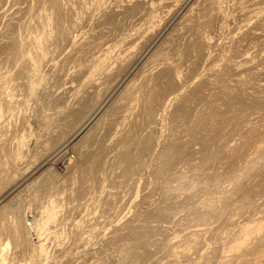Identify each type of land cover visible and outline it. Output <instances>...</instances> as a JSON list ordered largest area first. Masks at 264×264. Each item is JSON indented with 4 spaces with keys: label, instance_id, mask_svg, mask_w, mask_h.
I'll return each instance as SVG.
<instances>
[{
    "label": "bare ground",
    "instance_id": "1",
    "mask_svg": "<svg viewBox=\"0 0 264 264\" xmlns=\"http://www.w3.org/2000/svg\"><path fill=\"white\" fill-rule=\"evenodd\" d=\"M34 1H36V0H34ZM149 1H151V0H149ZM149 1L148 0H127L124 4L122 2L119 5V3H118L119 1H118L117 2L118 4L115 2V4L112 5L110 2L108 3L107 0H67V1L66 0H39L40 3L35 2L36 5L39 4L38 5L39 8L35 7V8H37L36 9L37 11L34 12V14H32V16L29 15L27 17L30 18V16H31L32 20H33V25H35V27L37 29H40V30L42 29L43 32L41 31V33H42L41 36L40 35L37 36V33H36V35H34L35 34L34 33L33 34L34 37L29 38L30 40H32L31 38H33V40L31 41V45H32L33 49H32V51L27 53V55L23 51L24 49L21 48V45L18 44L19 40L17 41V37L18 38L21 37V32H22L21 31L22 23H20L21 19H20V16L18 17V11L21 9V7H20V9L18 8L19 10L17 9L16 12L11 13V15H9V17L6 20L7 22L5 24V27L3 29H0V50H3V48H4L6 50V52L12 53L11 56L9 53L5 54V56H8V54H9V57H11V61H10V59L8 61H6V59L8 57L7 58L4 57V58H6L5 60L4 59L0 60V64H2L3 62L4 63L6 62V64H7V65H5L4 69L3 68L0 69V194L2 192H4V189H6V187L12 185L13 182H15L17 179H19L20 176H23V177H21V179L26 178V175L28 176L29 170L27 171L28 173L25 170H26V168L27 169L30 168V166H29L30 163L27 165L29 167H27L25 165V162H23L24 157L27 154H29L28 156H30V159H29V157L27 159L29 160V162H31V167L34 164V163L32 164V162L39 163L37 165V166H39L41 164V162L44 161V159L46 160L47 157L51 158L54 156V154H55V156L59 155L57 153L61 152L63 149H65L68 146H71L72 148L74 147V149H73L74 152L72 154L67 155L64 158L62 157L63 158L62 159L63 160L62 166L63 165L65 166L64 170H65L66 175L62 176V174H63L62 172H57L55 170L58 167V165L55 167V169L53 168L54 165H52V168H51V169H53L52 175L50 174V176H48L49 178H46L43 180L44 184H45L44 181L46 180V185L41 186L42 183L41 184L38 183L39 186L33 184V186H35L36 191L33 192L32 199L34 198V200L38 199L41 201L40 207L43 208L41 211L44 212V214H41L40 218L36 219V214H38V213H34L35 215L34 214L32 215L30 212L31 209L33 211V208L38 210L36 208V206L31 208L32 205H30L31 209L30 210L26 209V206H27V208H29V206L27 205V202H26L27 200L25 201V199L22 198L23 196L22 197L19 196L18 199H17V197H18L17 196L16 197L17 200L15 199L16 200L15 203H13L11 201L4 203L5 199H4V202L2 201L3 202L2 204L0 203V264H9V262L12 264L14 262V259H16L18 256H21V257L24 256L25 258L29 259L27 262V259L25 260V258H24V262H21L19 264H264V204H262L263 202L257 201L258 204L262 202L260 205V206H262V209L260 210L259 213H257L258 210H256V211L254 210L255 208L252 209L254 211L250 212L248 210V208H249V206L254 205L255 200L254 199L251 200L250 198L246 197V196H248L246 194H245L246 195L245 197H246V199L248 198L247 200L245 198L243 199L241 197L244 194L242 195V192H240L239 190H241L243 188V186L245 187V185H243V186L240 185V189L237 190L236 193L234 192L235 194H232L233 190H232V193L230 190H229L230 192L228 190H226L227 193L229 192V193H231V195H229V193L227 194V193L221 191L225 187H227L224 185L227 183H224V182L229 175L230 176L232 175L231 178L232 179L234 178L233 181L234 180H238V181L240 180V182L242 181V183L244 180H247V181L254 180L255 178L258 177L257 175H259V176L264 175V162L261 163V160H263V158H264V134H262V135L258 136V138H256V140H258V142H254V144H252L250 146L248 145L247 146L248 148H245V149H247L246 155L248 153H249L248 155H250V154H254V155L249 156V157L247 156L248 158L245 157L244 160L240 159V161H238L237 163L235 162L236 163L235 165L233 164L234 166L231 164H230V166H227V165H229L228 163L225 165L224 164L222 165V162L225 159L224 160L221 159V161H222V162H220L221 164L219 163L220 160H218L217 161L218 164H216V165H219L217 167L218 171L215 173L213 172L214 177L217 175V178L211 179L213 177L210 178V175H209V178L213 181V183L211 182V184L208 180L206 182L204 180L203 183L202 182L199 183L197 181L198 179L196 178L195 172L192 174L189 173L190 175H187V173H184L180 170H178V172H176L177 169L174 172L173 169H175V168H173L172 171H169L171 173H170V176L168 177V179H167V177L166 178L164 177L165 181H167L169 183L168 188L165 187V184H164L165 181H164V178H162V174L164 172H166L165 171V166H166L165 163H167L166 160L170 157L169 155H171V152H176V150H178V149H176V143H175L176 139L178 137L175 139V142H173L175 135L172 136L173 137L172 141L168 140L169 138L167 137L168 139H166V140H168V141H165L164 144L162 143L164 136L166 135L162 131V129L165 130V128L167 127V126L165 128L162 127V125L165 122L163 120V118L166 115V111L169 112V111H171V108H172V110L175 111V112L172 111L173 114L175 113L176 116H180V117L174 118L175 120L178 118H182V117H183L182 119H184L186 116L189 117V115H192V114H190L191 108L193 109V107L191 105H192V103L195 102V100L198 99V101H199V97H198L197 93L200 94L199 91H201V89L202 90L205 89L204 87H206V86H208L209 88L214 87V89L216 87V90L220 89V90H225V91H227L229 89L228 90L229 92H231V90L238 91V89L240 88L239 85H241V84H239V85H237V83L235 84L236 80H234V84H229L230 83L229 80L231 78L230 79L228 78V80H227L228 84L225 82V79H224V81H223V79L220 81L218 79L219 78L218 76L220 73L219 74L217 73V72H219L217 69H219L220 72H222L221 68H220L222 66H220V67L218 66L221 64V62L219 61L220 64H216V62L212 63L213 60L216 61V59L219 60L221 58V61L223 62V64H226V62L223 60V58L224 59H225V57L227 58L228 55L226 56L225 54H228V53L223 51V48H222L223 52L219 51L220 52V53L218 52L219 54L218 53L215 54L218 56L210 57L212 55V53H211L212 50L210 52L209 48H211L210 46L213 45L212 40H213L214 35L211 33V31L209 29L214 28V27H211L212 25L216 26V25H214V23L218 19L221 21V23L219 22V27L222 30H225V28L228 29L227 28L228 26L225 24L229 23L228 20H230V18L227 19L228 17H226V15H229V13L226 14L227 12L225 11V7H224L227 4L226 3H225V5L222 4L223 0L222 1L221 0H197V1L195 0L196 1V2L194 1L195 4H193V2H192L191 5H188L186 11H184V16H183L182 21L181 20H179L180 22L178 21L179 25L177 24L178 26L177 27L175 26L176 28L174 27V29L172 31H170V33L165 37L167 39L163 38V40L158 42L154 47L152 46L153 48L150 51L147 49L149 51V53L146 51L147 55H145V58L143 59V61L140 59L141 62L140 63L138 62V64L136 65L135 64V62H137L135 59L136 56H134V58H132V55L134 53L133 52H132L133 54L128 53L126 56L127 52L124 51V55L123 56L121 55V57L117 59V62L119 60V62H118L119 64H116L117 62L115 63L116 60L114 59L115 60L114 66H113V64L111 66L110 65V62H112L111 56H113L114 54L112 53L113 55H111L110 50L109 51L105 50V52H102L100 50L101 52H98L97 49L103 48V46L100 48H97L100 46L99 44L102 43L101 41H103V40L100 39L101 41H99L100 35H98L99 37L97 36L98 39L96 40L97 37L95 36V34H98V33L101 34L102 32L105 33L106 31H108L110 34L111 33L113 34L115 29L118 28L117 25L122 23L120 18H119L120 14H121L120 16H122V12L125 14L127 12V13H129V15H130V13L138 14L141 12L140 9H143L142 11H144V13L147 15L148 11L154 12V10H156V7H157L156 5L164 6L163 4H165V5H171L172 6L174 4L177 6V4L179 2H182L183 0H157L156 5L154 4L155 1L152 0V2H150V3H149ZM158 1H159V4H157ZM236 1L237 2L238 1L244 2V3L239 2L240 3L239 7L241 8V6H243V8H244V10H242L243 13H245L247 15H248V13L253 14L256 17L253 15L252 16L257 18V21H262V20L264 21V3L263 4L259 3L260 6H257L258 5L257 2H259L260 0H252V1L248 0V2H246V0L245 1L236 0ZM263 1L261 0V2H263ZM25 2H26L25 5L27 7L30 0H25ZM230 2H231V0L228 1V3H230ZM151 3H153V4H151ZM184 3H187V1ZM255 3H257V5ZM116 4L119 6L116 7ZM241 4H244V5H241ZM253 4H255L254 6H256V7H253ZM0 5H1V3H0ZM7 5H8V3H7ZM23 5H22V7H23ZM32 5H33V3H32ZM179 5H180V3H179ZM121 6H123V7H121ZM162 6H160V7H162ZM171 6H169V8ZM92 7H95L96 10H97V8L100 10V16L97 19L100 20L101 22H107L109 25H108V27H106V25H107V23H106V25L104 26L106 28L101 29V31L100 30L97 32L95 31V33L93 31H92L93 33H90L89 30L86 31V29H85V31H82L83 33L80 34L79 36L77 34L78 38L75 41L80 43L81 46L83 45V49L80 48L82 50L81 53H84L83 55H85L87 52H90L89 55H91L90 58H92V59H90V62L88 61L89 63L87 64L86 68H84L85 66L81 67L83 62L82 63L80 61L77 62V60H75L76 58L75 59L73 58L76 62L72 66L69 67L67 65V64H69V62L65 58L69 57V55L71 54L70 51L73 49H70L69 52L66 51V52H68V54L70 53L69 55L67 54L68 55L67 57L66 56L64 57V55H63V59H65V60H63L64 62H62V60H61L62 58L60 59L61 62L58 59L56 60L54 57L51 56V54L55 50V48L58 46L59 43L61 44L62 41H64V40L66 41V39H68L67 33L71 28H72L71 34H73V28H76V26H77V28L79 27L78 25H80V23L83 22L82 19L85 17V14L86 13L89 14L88 12H89L90 8H92ZM229 7H230V5H229ZM4 8L2 9V11L4 10ZM7 8H8V6H7ZM32 8H34V7H32ZM95 8H93V9H95ZM245 8L248 11L245 10ZM166 9H168V8L166 7ZM172 9H174V8L172 7ZM229 9H228V12H229ZM236 9H238V8H236ZM33 10L34 9H32V11ZM67 10H69L70 12ZM3 12H5V11H3ZM66 12H68V13H66ZM135 12H138V13H135ZM235 12H236V10H235ZM246 12H248V13H246ZM0 13H2V12H0ZM30 13H31V11H30ZM96 13H97V11H96ZM165 13L167 14V12H165ZM165 13H163V15ZM66 14H67V16H66ZM82 14L84 17H82ZM87 14H86V16H88ZM91 14H93V13H91ZM140 14H138V15H140ZM129 15H128V17H129ZM149 15L150 16L147 17L149 19H145L146 21H145V23L143 22L141 27L138 26L139 27L138 31H140V32H137V33L140 34L143 31L144 34H147L148 37L150 36L152 38L156 29L158 28V26H161V24L160 25L155 24V20H154L155 16L153 17L154 14L152 15V13L150 14V12H149ZM233 16H234V14H233ZM252 16H250V17H252ZM125 17H127V16H125ZM250 17H249V20H252ZM18 18H19V24H18ZM24 18H25V16H24ZM123 18H122V20H123ZM163 18H165V17H163ZM86 19H83V20H86ZM91 19H93V17ZM134 19L135 18H133V20ZM233 19H235V18H233ZM27 20L28 19H26V21ZM32 20H30V21H32ZM98 20H97V22H98ZM124 20H126V19H124ZM249 20L247 22H250ZM127 21H125V22H127ZM244 21H243V23H244ZM257 21L255 19V22H257ZM247 22H246V24L248 25ZM26 23H28V22H26ZM253 23L254 22L252 21V24ZM257 23H259V22H257ZM95 24H97L96 21H95ZM126 24H129V21ZM250 24H251V22H250ZM250 24H249V27L252 26ZM262 24H263V22H262ZM262 24H260V25H262ZM81 25H80V27H81ZM139 25H141V24H139ZM237 25H239V24H237ZM260 25H256V26L259 27ZM102 26H103V24H102ZM132 26H133V24H132ZM223 26H226V27L223 28ZM23 27H24V23H23ZM27 27L28 26H26V28ZM59 27L61 28V30L63 29L62 33L59 32L60 30L58 31ZM93 27H92V29H93ZM241 27L242 26H240V28ZM255 27H253V28H255ZM36 28H34V29H36ZM247 28H248V26H247ZM15 29H17V30H15ZM25 29H23V32ZM27 29H29V28H27ZM141 29H143V30L141 31ZM245 29H244L243 35L246 34ZM32 30H33V28H32ZM94 30H95V27H94ZM128 30H130V29H128ZM135 30H136V28H135ZM213 30L216 31V28ZM250 30L252 31L253 29L250 28ZM117 31H119V30L117 29ZM121 31H123V30H121ZM251 31H247V29H246V32L251 33ZM130 32H132V31H130ZM157 32H158V30H157ZM233 32H234V30H233ZM257 32L258 31L256 30V33L254 34L255 36H256V34H258ZM143 33L140 34L141 35L140 38H142ZM228 33H229V31H228ZM239 33L240 32H237V37L235 35L236 33L235 34L233 33L234 35L230 34V36L232 35L231 37L226 34L230 38H229V40L227 39V41L225 43H223L225 45L222 44L223 46H225L224 48L227 47V49H228L231 45H233L234 41L236 42L237 40L241 39V36L239 37ZM23 34L24 33H22V35ZM116 34H117V32L114 34V36ZM241 34H242V32L240 33V35ZM133 35H135V34H133ZM140 35H138V36H140ZM254 35L252 34L251 36L253 37ZM24 36H23V38H24ZM73 36H75V35H73ZM103 36H106V35H103ZM126 36H127L126 34H125V36L122 35L121 37H119V40L121 38V41L124 40L123 42H125V43H127L128 41L134 40L132 38V36H127V37ZM138 36L136 35V37H138ZM244 36H246V35H244ZM251 36L249 38H251ZM111 37L112 36H110V38ZM143 37H145V36H143ZM71 38H72V36H71ZM145 38H147V37H145ZM219 38L222 39L221 37H219ZM242 38H243V36H242ZM245 38L247 39V37H245ZM245 38H244V40H246ZM21 39H20V41H21ZM50 39H52V40L50 42H48ZM73 39L74 38H72L71 41ZM116 39H117V37H116ZM116 39H115V42H116ZM217 39H216V41H217ZM112 40H114V39H112ZM119 40H117V41L120 42ZM136 40H137L136 42H139L138 39H136ZM262 40H264V38ZM103 42H105V41H103ZM23 43H24V41H23ZM25 43H26V40H25ZM51 43L53 44V47L55 45L54 49L52 47H51L52 49L48 48V44L51 45ZM236 43L238 44L239 42H236ZM240 43L244 44V43H246V41H243ZM63 44H64V42H63ZM63 44H62V46H63ZM135 44H137V43H135ZM141 44H140V46H141ZM254 44H255V42H254ZM102 45H103V43H102ZM118 45H121V44H118ZM138 45H137V47H138ZM44 46H45V48H44ZM106 46H107L106 47L107 49L110 48L109 47L110 45L109 46L106 45ZM24 47H27V46H24ZM36 47H39V50L42 49L40 52H41V54H43V56L45 58V59L42 58L43 59L42 61L45 60L44 63L47 62L46 63V64H48L47 67L46 66L44 67V65L42 63L41 64L43 66L42 65L39 66L40 63L37 64L38 60L36 61L34 59V57L37 59V57L35 56L38 53V52L36 53ZM59 47H58V49H59ZM117 47H119V46H117ZM125 47H122L121 49H125ZM130 47L132 48V44ZM131 48H130V50H131ZM61 49H62V47H61ZM263 49H264V47H263ZM39 50H37V51H39ZM74 51H79V50H74ZM246 51H248L247 54H245L244 52H241V56L239 55L240 58H237L238 55H234V56H237V57H235V59L230 57V61H227V62H229L230 66L229 65H227V66H229V68L232 66L233 69L235 71H237V72L234 71L235 74L236 73L238 74V72H241V74H242V72H244L243 75H247V74H250V75L251 74L252 75L257 74L258 75V73H263L264 68L262 66L257 67L259 62L254 64L256 66H254L253 64H250V63H249V66L246 63L247 67L243 66V64L245 62H247V61L249 62V60L252 59V57L249 55V50H246ZM250 51H251V49H250ZM117 52L121 53V51H119V49ZM128 52H129V50H128ZM261 52L263 53V51H261ZM76 53H78V52H75L74 54H76ZM120 53L117 55L119 56ZM232 53H234V52L232 51ZM242 53H244V54H242ZM1 54H4V53L0 52V55ZM41 54L37 55V56H41ZM56 54H57V52H56ZM79 54L80 53H78V55ZM237 54H239V53H237ZM250 54L252 55V53H250ZM54 55H55V53H54ZM58 55H59V52H58ZM86 55L88 56L87 58H89V55L88 54H86ZM224 55H225V57H224ZM74 56H76V55H74ZM230 56H232V55H230ZM80 57L81 56H79V58ZM209 57L211 58L210 59V61H212L211 63L216 64L218 68L215 65H214L215 67L211 65L212 66L211 70H208V72L206 71V73H201L203 75V77L201 76L202 78H200V80L199 79L197 80V78H199V77H195L198 82L194 81L195 80L194 79L193 83L192 82L189 83V79L193 76L192 74L196 70H197L196 74L198 73L196 76H198L200 74V71H198V70L200 68V65L202 64L201 62L206 61V59ZM254 57L256 58V56H254ZM70 58H72V57L70 56ZM82 58L85 59L86 56L85 57L82 56L80 59H82ZM87 58L85 59V61L87 60ZM131 58L135 59V60L130 63ZM262 58H264V57H262ZM242 59L244 61H242ZM72 60L70 59L69 61H72ZM161 60H163V63L161 62ZM34 61L37 62L36 63L37 65L35 64ZM39 61H41V59H39ZM157 61H158V63H156ZM208 61H209V59H208ZM207 63H209V62H207ZM217 63H218V61H217ZM70 64H71V62H70ZM223 64H221V65H223ZM186 65L188 68L186 67L187 69L185 72L184 71L185 68L183 66H186ZM0 66H2V65H0ZM198 66H199V68H198ZM225 67H226V65H225ZM260 68H263V69H260ZM124 69H126L127 72ZM233 69L231 71H233ZM117 70L119 72H122L121 70H124L126 72V74L124 73V76H120V75H118L119 72L116 73ZM193 70H195V71H193ZM205 70H207V69H203V71H205ZM227 70H230V69H227ZM83 71H85V73H83ZM134 71H135V73H134ZM1 72H3V73H1ZM230 73H232V72H230ZM77 74H79L80 76H81V74H83V76H81L80 79H78V80L73 79V81H72V78L78 76ZM215 74H218V75H215ZM228 74H225L224 78ZM189 75L190 76L192 75V76L188 79ZM220 75H223V72ZM194 76H195V74H194ZM234 76H232L233 79H235ZM230 77H231V75H230ZM239 77H240V75H239ZM244 77L246 78V76H244ZM77 78L78 77H76V79ZM186 78L188 79V81H185V80H187ZM241 78H237V79H241ZM251 78H252V76H250V78H248V79H251ZM49 79L53 80L52 82H54L53 86L51 85V87L46 85V83H48V81H46V80H49ZM233 79H232V81H233ZM242 80H244V79H242ZM45 81H46V83H45ZM69 81H72V82H69ZM74 81H77V82H74ZM245 81H246V79H245ZM245 81H240V82L243 83ZM248 81L249 80H247V82ZM255 81L257 82V80H255ZM255 81L251 80L250 82H252L254 84ZM182 82H184V83H182ZM186 82H188L189 84H186ZM263 83H264V81H263ZM245 84H246V82H245ZM248 85H249V83L247 84V86ZM190 86H192L191 87L192 89H188V88H190ZM243 86H241V87H243ZM251 87H254V86H251ZM245 88L250 89V87H245ZM242 89H239V90H242ZM252 89H250V90H252ZM258 89H260V88H258ZM263 89L260 91L263 92ZM206 90H207V88L205 89V93L207 92ZM214 91H213V93H214ZM217 91L219 92V90H217ZM242 91H244V90H242ZM246 91L248 93H250L248 90H246ZM252 91H253V93H255L254 90H252ZM260 91L257 90L256 92H260ZM210 92H211V95H214L216 93L215 92L214 94H212V90ZM205 93H203V94H205ZM233 93H235V92H233ZM253 93H251L253 95V97L255 95L259 94V93H257L254 95ZM228 94H230V93H228ZM205 95H207V94H205ZM220 96H221V94H220ZM234 96H236V95H234ZM243 96H245V95H243ZM203 97H204V95H203ZM203 97H202V99L201 98L200 99L203 100ZM215 97L216 96L214 95V98ZM217 97H219V96H217ZM263 97H261V98H263ZM214 98H213V100H215ZM234 98H236V97H234ZM224 99H226V97ZM227 99H229V98H227ZM254 99H255V101L258 100L257 98H254ZM231 100H234V99L232 98ZM222 101H223V103H225L224 100H222ZM222 101H220V102H222ZM255 101L253 100V102H255ZM258 101L261 102L262 100L261 101L258 100ZM263 101H264V99H263ZM263 101H262V103H263ZM253 102H251V104ZM208 103H209V101H208ZM241 103H242V101H241ZM201 104H202V102H201ZM217 104H220V103L218 102ZM256 104H257V102L255 103V105ZM260 104H258V105H260ZM237 105H239V104H237ZM246 105H248V104H246ZM193 106H194V104H193ZM203 106H207V105L205 104ZM219 106H221V104ZM222 106H223V104H222ZM260 106H258V107H260ZM198 107H196V108H198ZM250 107H252V105L249 104L248 108H250ZM201 108H202V106H201ZM254 108H255V106H254ZM256 108L254 109L256 111L255 113H258L259 111H257V110H259V109L258 108L256 109ZM194 109H195V107H194ZM214 109H216V108H214ZM218 109H221V108H218ZM218 109H217V111H218ZM234 109H236L235 106H234ZM262 109L264 110V108H262ZM196 110L197 109H195V111L194 112L192 111V112L196 114ZM203 110H202V112H203ZM221 110H219V111H221ZM223 110L225 112L224 108H223ZM236 110H235V112H237ZM254 110H253V113H254ZM212 111L215 112V110H212ZM219 111L217 113H219ZM232 111H231L232 114H235L233 107H232ZM208 112H210V111H208ZM214 112H212V113H214ZM227 112H225V114ZM251 112H252V110H251ZM251 112H249V113L251 114ZM188 113H189V115H188ZM199 113H201V112H199ZM199 113H197V114L199 115ZM212 113L210 114L211 116L213 115ZM221 113L223 114V112H220L219 114H221ZM230 113H228V115ZM197 114H196V116H197ZM205 114H208V113H205ZM219 114H217V115H219ZM240 114H242V113H240ZM244 114L247 115V113H244ZM250 114H248V115H250ZM200 115H203V113H201ZM204 115L201 116L200 118H203ZM261 115H263V113H261ZM208 116L209 115H207L206 119L209 120V118H210V120H211V116H209V118H208ZM222 116H221V118H222ZM236 116H237V113H236ZM239 116L240 115H238V117ZM253 116H255V115H253ZM169 117H170V115H169ZM169 117H167V118L169 119ZM190 117L194 118L195 116H190ZM215 117H216V115H215ZM225 117H226V115H225ZM233 117L235 118V115ZM233 117H231L232 119H230V122H232L231 120L234 119ZM255 117H257V116H255ZM258 117H260V114ZM200 118H198V120L197 119L196 120L198 122H200L199 121ZM229 118H228V120H229ZM241 118L242 117H240V119ZM245 118H249V117L246 116ZM171 119H172V116H171ZM215 119H217V118H214V120ZM255 119L258 120L257 118H255ZM262 119H264V118H262ZM175 120H172V121H175ZM180 120L181 119H179L178 121H180ZM188 120L191 121V119H188ZM194 120H195V118H194ZM218 120H220V118ZM250 120H251V117H250ZM186 121L185 122L183 121L185 123L183 125H186L187 123H188V125H190L191 122L187 121V123H186ZM205 121H207V120H205ZM209 121L207 123H209ZM221 121L223 122V120H221ZM253 121H254V119L252 120V122ZM143 122H145L144 125H142ZM168 122H166V125ZM201 122L205 123L203 119ZM211 122H212V120H211ZM214 122H212V123H214ZM216 122H218V121H216ZM227 122H229V121H227ZM227 122H223V123H225V125H227ZM234 122H235V120H234ZM249 122H251V121H249ZM252 122H251V124H253ZM158 123H160L161 125L158 126ZM173 123H176V124L175 125H173L172 123H170V124H172L173 126H176L181 122H179V123L173 122ZM207 123H205V125L204 124H201V125L206 126ZM248 123H246V124H248ZM211 124H210V126H211ZM217 124H220V121ZM233 124H235V123H233ZM256 124H257V122H256ZM179 125H182V123ZM195 125H197V124H195ZM231 125H232V123H231ZM170 126L171 125H169V127ZM207 126H206V128H207ZM228 126L230 127L229 123H228L227 127ZM262 126L263 125L261 123V126L259 127V128H261V130H262ZM187 127L185 129L189 128V127L188 128ZM192 127H193V125H192ZM192 127L189 130H192ZM211 127H214V126H211ZM220 127L221 126H219V128ZM223 127H225V126H223ZM231 127L234 128V126H231ZM251 127H248V128H251ZM171 128L172 127H170L169 129H171ZM204 128H201V129H204ZM216 128H218V127L215 125L214 130ZM233 128H229V129L232 130ZM244 128H245V125H244L243 129ZM253 128H251V129H253ZM240 129H239V131L241 132L242 135H244L242 133V131L245 132V130L241 131ZM263 129H264V126H263ZM174 130H176V129H174ZM189 130H187V131H189ZM205 130H207V129H205ZM230 130H229V132H227V130H226V132L230 133ZM233 130H235V129H233ZM233 130H232V132H233ZM165 131L167 132L168 130H165ZM195 131H197V130H195ZM202 131L204 132V130H202ZM248 131L249 130L247 129L246 132H248ZM176 132H177V130L174 133L176 134ZM199 132H201V131H199ZM224 132H223V134H224ZM246 132H245V134H246ZM250 132H251V130H250ZM253 132L254 131H252L251 133H253ZM182 133H184V132L182 131ZM182 133L180 134L181 137H182ZM189 133H190V131H189ZM204 133L208 134V131H206ZM213 133H215V132H213ZM120 134H122L123 136L122 135L120 136ZM167 134L169 136V133H167ZM193 134H195V133H193ZM193 134L190 133L189 135L192 136ZM209 134H210V132H209ZM219 134H222V133H219ZM180 135H179V138H180ZM198 135H199V137L202 136V135L200 136V134H198ZM213 135H215V134H213ZM213 135L211 134V137ZM218 135H216V136L218 137ZM222 135H221V138H222ZM238 135H240V134H238ZM251 135H249V136L251 137ZM187 136H185V138ZM206 136H208V135H206ZM209 136L207 138H209ZM145 137L146 138L149 137L150 141L145 142V140L147 141V139H145ZM197 137L195 136L196 141L198 139ZM217 137H215V139ZM230 137H232V136H230ZM243 137L244 136H242V138ZM246 137L248 138V136H246ZM256 137H257V135H256ZM182 138L185 139L184 137H182ZM207 138L202 137L201 141H203L202 139L207 140ZM218 138H220V137H218ZM221 138H220V140H221ZM228 138L226 137L225 139L228 140ZM232 138H230L228 141H231ZM236 138H239V136L238 137L236 136ZM215 139H213V140L215 141ZM250 139H252V138H250ZM253 139H254V137H253ZM178 140L180 142L181 139H178ZM217 140H219V139H217ZM247 140H246V142H247ZM155 141H157L156 144L159 145L156 147L157 151H155V146H156V144L154 146ZM185 141H186V139H185ZM210 141H212V140H210ZM223 141H225V140H223ZM237 141H236L237 144H239V139H237ZM181 142H182V144H181ZM181 142H180L181 145L178 143L180 145V147L183 145V143H185V142H183V140H181ZM188 142H189V140H188ZM198 142H199V140H198ZM226 142H224V143H226ZM161 143L163 146L161 145ZM220 143H221V141H220ZM220 143H218L220 145V147L223 146L222 143L221 144ZM233 143H234V141H233ZM192 144H193V142H192ZM202 144H203V142H202ZM214 144H215V142H214ZM218 144L216 145L217 147H218ZM235 144H233V145H235ZM245 144H248V143H245ZM179 145H178V147H179ZM189 145H191L190 142H189ZM233 145H231L232 148H233ZM240 145H241V143H240ZM205 146H206V144H205ZM205 146H204V148H205ZM211 146L213 147L214 145H211ZM242 146L245 147L246 145L242 144ZM180 147H179V149H180ZM185 147H188V146H185ZM191 147H192V145H191ZM199 147H202V146H199ZM207 147L208 146H206V148ZM239 147H241V146H239ZM162 148H163V150L161 151ZM206 148H205V150H206ZM208 148H209V150L207 149L206 151H208V152L211 151L210 147H208ZM214 148L215 147H213V149ZM222 148H224V147H221V149ZM226 148H228V147H226ZM183 149L184 148H182V150L181 149L180 150L183 151ZM193 149H191V150L189 149L190 152ZM228 149H230V146ZM241 149H240V152H241ZM89 150L91 151L90 153H89ZM185 150H187V148ZM201 150H203V149H201ZM233 150H235V149H233ZM77 151L80 152V155L78 154ZM83 151L84 152L87 151L89 154L87 155V152H86V155H85V153H82ZM206 151H203V153H205ZM212 151H214V150H212ZM220 151L218 150V153ZM236 151H235V154H236ZM243 151H242V153H243ZM67 152H69V151L67 150ZM126 152L131 153V157L129 156V159H128V160H130L129 162H131V163L128 164L129 166L128 165L127 166L129 168L132 165L129 168V171L132 168L133 172L131 170L132 173H130V174L126 173L127 174L126 175L125 172L127 170L124 171L122 169L121 171H124V172L121 173V171H120V174H118L117 170L120 167L122 168L123 166L126 165L125 162L121 161L122 157L125 156L124 154H127ZM161 152H162V155L163 154L164 155L160 158V162H159V164H157V167H155V165L152 163L153 164V172L157 171V174L156 175L154 174V176H153L152 173H151V175L148 173L149 174L148 177L150 179H152V183H151V185L149 184L148 187L149 188L151 187L150 193L152 194L151 197L152 196L153 197L150 198V196H149L150 194H149L145 198L144 196H146V194L149 193L150 189H148L149 191H146V189L143 190V187L146 188L147 185L144 186L141 184V182L139 184L138 183L139 181H137L136 185H135L134 182L136 181V178H134L135 180L132 179L134 182H133V185L130 184V186L133 187L135 185V187H133V188L131 187L132 188V191H130L131 197H129V195H128V198L130 200V203H129L130 206H134L135 209H134L133 215L126 213L129 210L126 211L124 209V208H126L125 203L128 204L127 203L128 199L124 200L125 198H123L124 196L125 197L127 196V193L124 191L125 188L123 189V191L126 193L124 195V194H121V192H120V190H118V188L115 189L113 187H116L117 186L116 184L122 185V186L129 184L130 178L132 176H134L136 173H139L141 170H143V167L145 169V167L149 163L151 164L152 161L155 162V160H156L155 158L157 156L159 157L161 155V154L159 155V153H161ZM190 152L188 153V156H189ZM192 152L195 155L196 152L195 151H192ZM211 152H209V153H211ZM223 152H225V151H223ZM228 152H230V151H228ZM240 152H238L237 154H239ZM110 153L113 154L114 156H112ZM199 153H202V152H199ZM177 154H180V152ZM208 154H206V155H208ZM214 154H215V152H214ZM227 154H229V153H227ZM235 154L232 153V155H231V157H233L232 158L233 160H234ZM50 155H53V156H50ZM108 155H109V157L112 156L111 157L112 160L109 157H107ZM182 155L181 156L184 159H187L186 151ZM240 155H242V154H240ZM173 156H171V157L173 158ZM198 156H200V155L198 154ZM211 156H213V154ZM215 156H218V154H216ZM215 156H214V158H215ZM225 156H226V154H225ZM113 157H114L115 161L118 162V166L117 167L115 166L116 168H113L114 166L112 165V163H114ZM178 157H180V156H178ZM178 157L176 156V158H178ZM192 157L195 158L197 156L195 155ZM201 157L202 156H200V158ZM203 157H204V154H203ZM223 157H224V155H222V158ZM229 157H228V159H229ZM239 157H241V156H239ZM239 157H238V160H239ZM172 158H171V160H172ZM200 158L196 159L197 162L199 161L198 159H200ZM27 159H26V161H28ZM174 159L175 158H173V160ZM180 159H181V157H180ZM217 159H219V157ZM123 160L128 162L127 159L126 160L123 159ZM200 160H202V158ZM203 160H204V163H207V162H205L206 159L203 158ZM207 160H209V159H207ZM226 160H227V157H226ZM57 161H59V160H57ZM158 161H159V158H158ZM190 161L188 163H190ZM214 161H216V160H214ZM183 162L184 161L182 160V163ZM192 162H193V160H192ZM46 163H50V162L46 161ZM139 163L141 166L142 165L143 166L141 167L139 165ZM177 163H180V162H177ZM200 163H202V162H200ZM204 163H202V164H204ZM193 164H195V163L193 162L192 166H193ZM197 164L199 167V163H197ZM202 164L200 165V168H201ZM207 164L210 165V162ZM170 165H169V167H170ZM173 165L177 166L178 164L177 165L173 164ZM183 165H185V164H183ZM213 165H214V163H213ZM37 166H36V168H37V170H39ZM194 166L197 167L196 164ZM204 167L205 166H203L202 168H204ZM244 167H248L249 169H247V168L243 169ZM32 168H34V167H32ZM41 168H43V167H41ZM60 168H62V167L60 166ZM190 168L191 167H189V169ZM217 168H214V169L216 170ZM124 169H126V167H124ZM167 169H168V167H167ZM178 169H179V167H178ZM203 170H206V169H202L201 171H203ZM34 171H36V170H33V173H34ZM110 171L112 172V174H110ZM199 171L200 170H198V172ZM210 171H211L210 173H212V171H214V170L211 169ZM242 171H243V174H242ZM145 172H142V173H145ZM149 172H151V170ZM46 173H49V172H46ZM205 173H206L205 175H207L208 171H205ZM44 174H43V176H44ZM167 174H169V173H166V175ZM114 175L117 176V178H114ZM138 176H139V174H138ZM187 176H189V177H187ZM198 176H199V174H198ZM245 177H246V179H245ZM39 178H38V180L40 182ZM44 178H45V176H44ZM113 178L115 180H113ZM198 178H200V176ZM137 179H140V178L138 177ZM150 179H148V181H150ZM202 179H203V177H202ZM202 179L200 178V180H202ZM112 180L114 181L115 184H112L113 183ZM229 180L227 179V181H229ZM262 180H264V179H262ZM261 181L258 180V182H261ZM262 183H263V181H262ZM27 184H28V182H27ZM29 184H30V182H29ZM248 184H251V183H248ZM31 185L32 184H30V186ZM176 185H179L180 189H182V190H180V189L175 190L174 186H176ZM188 185H191L190 188H186V186H188ZM232 185H233L232 188L236 187V184H232ZM259 185H260V183H259ZM27 186L29 187V185H27ZM130 186H129L128 190L130 189ZM229 186H228V188H230ZM13 187H14V184L12 187H10V189H14ZM117 187L120 188V186H117ZM173 187H174V189H172ZM122 188H120V189L122 190ZM185 188H186V190H183ZM10 189H8V190H10ZM33 189L34 188H32V191H33ZM169 189H172L169 192L170 195H168V197L170 196L169 197L170 199L173 198L174 200H176V199H179L183 196L186 197L185 199H182V198L180 199L181 206H184L187 204L184 209L182 207L183 210L180 209L182 211V213H180L181 215L178 216L177 215L178 213L176 212L177 213L176 216L179 217L177 219H181V221L177 222V223L180 222L179 226L177 224H175V222L169 223V227L167 226V228H165L166 231L169 229V232H158L159 230L151 232L150 231L151 228L145 227L147 230L149 229L150 232L148 231L149 234L144 235L146 237H144L145 238L144 240L142 238L143 241L137 239L136 237L135 238H128L126 236L127 238H125L123 235L116 236L117 235L116 230L118 229L119 225L121 226L124 223L128 224V221L126 222L128 217L129 218L132 216L137 217V224L140 225L139 226L140 228H141V225L145 226V224H147L146 226H148V223H150V221H148L146 219L147 218L146 216L148 214L146 212V209L148 211V209L150 210L151 208H154L153 205H155V206L157 205L158 208L160 206L159 204L166 205L164 199H165V197H167V195L165 193ZM26 190L27 189L25 188L23 191H25V193H26L27 192ZM249 190H251V189H249ZM13 191H15V190H13ZM23 191H20L19 194H21V192L23 193ZM30 191H31V189H30ZM145 191L147 193H145ZM262 191H264V187H263ZM6 193L7 192H5L4 194H6ZM157 193H158V195H157ZM4 194L2 193L1 197ZM31 194H32V192H31ZM263 195H264V193H263ZM142 197H144L145 199H148V197H149L152 201L151 202L150 201L145 202L147 200H144ZM261 197H263V196L261 195ZM256 198H258V197H256ZM119 199H120V201H119ZM111 200H114L116 202L113 204ZM258 200H259V198H258ZM263 200H264V198H263ZM101 203H102V205H104L103 206L104 210H107L106 212H109V216L111 215L110 217L114 219L113 220V228H112V230L108 229V230H111L110 233H107V231L101 230L100 233L103 232L102 233L103 234L102 240L100 239L102 242L98 241L100 243V244H98L95 241L96 239L93 240V242L98 244L97 246H95L94 244L93 245L91 244L92 237H93L92 235H94L97 231H99L101 229L98 226V221L103 220V219L100 218L97 221L94 220L96 218V216L93 219L92 212H93V209L95 207L97 208L96 205H99V204L101 205ZM172 203L174 204V202H171V204ZM238 206H240V207H238ZM245 206L246 207L248 206V208H246ZM40 207H39V209H40ZM157 207H156V209H157ZM162 207L164 208V206H162ZM175 207H176V205H175ZM237 208H240V209H237ZM260 208L261 207L256 208V209H260ZM160 209H161V206H160ZM36 210H34V212H36ZM104 210L102 212H100V211L99 212L103 213ZM157 210H159V209H157ZM162 210L164 211V209H161L160 211H162ZM175 210L177 211L178 209L175 208ZM175 210H174V212H175ZM246 210H248V212H246ZM38 211H40V210H38ZM167 211H169V206H168ZM181 211H179V212H181ZM94 212H96V209ZM252 212H253V214H252ZM96 213H98V211ZM100 213H98V214H100ZM145 213H146V215H145ZM150 213H151V211H150ZM98 214H96V215H98ZM169 215H170V213H169ZM174 215H175V213H174ZM174 215L172 216L173 218H174ZM233 215H236V216L234 217ZM102 216L103 215L101 214L100 217H102ZM109 216H108V218H110ZM31 218H32V220L29 221ZM96 219H98V217ZM150 219H152V218H150ZM154 221H151V222L155 226V224H157V222L154 224ZM170 221H172V220H170ZM101 222H103V221H101ZM105 222L103 223L104 225H105ZM133 222H134V224H133ZM133 222H131V223H132V225L135 226L136 223H135V221H133ZM164 222H165V220H164ZM51 223H54L55 226L57 224H61V225L57 226L56 228H55V226H53V228H55V229L51 230L50 229ZM165 223H167V222H165ZM108 225H110V224H108ZM111 225H112V223H111ZM124 225H126V224H124ZM158 225H160V224H158ZM158 225L155 227H158ZM161 225H162V223H161ZM154 226H152V230H153ZM189 226H190V228H188ZM102 227L105 228V226H103V225H102ZM127 227H129L131 229L133 226H127ZM51 228H52V226H51ZM129 228H127V229H129ZM135 228H137V226ZM141 229L144 231L143 228H141ZM163 229H164V227H163ZM137 230H139V229H137ZM147 230H145V231H147ZM129 231H132V230H129ZM143 231H142V233H143ZM76 232L80 236V237L79 236L77 237L79 239L78 244L77 245H75V244L71 245V243L74 241L73 239L76 238V237L74 238ZM139 232L140 233H138V232L137 233L140 236L141 231L139 230ZM115 233H116V235H115ZM123 233H125V232H123ZM128 233H126V234H128ZM133 234H134V231H133ZM121 236H123V237H121ZM139 236H138V238H141L143 235L141 237H139ZM100 237H96V238H100ZM159 238H162L166 241L165 242L163 241L164 243H161L162 241H158ZM74 243H75V241H74ZM70 246H74V248L71 249ZM259 247H260V250H259ZM257 248H258V250H257ZM92 256H94L97 259H95V258L93 259ZM90 257L92 259H90ZM12 259H13V262H11ZM17 262H19V260ZM15 264H17V263H15Z\"/></svg>",
    "mask_w": 264,
    "mask_h": 264
},
{
    "label": "rangeland",
    "instance_id": "2",
    "mask_svg": "<svg viewBox=\"0 0 264 264\" xmlns=\"http://www.w3.org/2000/svg\"><path fill=\"white\" fill-rule=\"evenodd\" d=\"M4 1H5L6 3H5ZM32 1H33V2H32ZM66 1H67V0H66ZM107 1H108V3L110 2L112 5H114L115 2L117 3V2L119 1L118 3H119V5H120L122 2H123V4H124L127 0H126V1H125V0H113V1H112V0H107ZM148 1H149V0H148ZM153 1H155L154 4L156 5L157 0H153ZM186 1H187L188 4H187V3H184V2H186ZM188 1H189V2H188ZM194 1H195V0H183L182 2H179L180 5H179V3H178L177 6L174 5V4H173L172 6H171V5H165V4H163L164 6H162V5H159V6L156 5V6H157V7H156V10H154V12H153V11H152V12H151V11H148L147 15L144 13V11H142L143 9H140V10H141V12H140L141 14L138 13V12H135V13H138V14H140V15H138V14H134V13H130V15H129V13H127V12H126V14L122 12V16H120L121 14L119 15V18H120V20H121L122 23L119 22L120 24L117 25L118 28L115 29V31H114L113 34H112V33L110 34L108 31H106L105 33L102 32L101 34H99V33H98V34H95L96 37H97L98 35H100V37L98 36V37H99V41H101V40L105 41V42L101 41V42L103 43V45H102V43L99 44L100 46L98 45L99 47H97V48H100V47L103 46V48L97 49L98 52H101V51H102V52H105V50H107V51L110 50L111 55L114 54V55H113L114 57L110 55V56H111V60H112V62H113V63L110 62V65H111V66H112V64H113V66H114V61H115V60H116V61H115V63H116V62H117V59L120 58L121 55H122V56L124 55V51L127 52V53L125 52V53H126V56H127L128 53L131 54V53L133 52L134 54L132 53V54H133V55H132V58H134V56H136L135 59H136L137 62H135V64L137 65L138 62L140 63L141 60L143 61V59L145 58V55H147L146 51L149 53V51H150V50H151V49H152V48H153L158 42H160L161 40H163V38H165V37L170 33V31H172V30L174 29L175 26L177 27V26L179 25L178 21H179V20L182 21L183 16H184V11H186L188 5H191L192 2H193V4H195V2H196L197 0H196L195 2H194ZM221 1H222V0H221ZM225 1H226V2H225ZM225 1L223 0V3H222V4H224V5H225V3L227 4V5H225V6L223 5V6L225 7V11L227 12L226 14L229 13V15H230V16H229V15H226V17H228L227 19L230 18V20H228V22H229L230 24L226 22L227 24H225V25L228 26V27H227L228 29L225 28L226 26H223V28H225V30H222V29L219 27V22L221 23V21H220L219 19L215 21L214 25H216V26H213V25H212L211 27H214V28H210V29H209V30L211 31V33L214 35V36H213V40H212V44H213V45H211V46H210L211 48H209V49H210V52H211V50H212V52H211L212 55H211L210 57L218 56V55H215V54L218 53L219 51H220V52H223V51L227 52L228 54H225L226 56L228 55L227 58L225 57V55H224L225 59L223 58V60L226 62V64H223V62L221 61V58H220L219 60L216 59V61L213 60V62H212V61H210L211 58L209 57V58L206 59V61L209 62L210 64L207 63L206 61H202V62H201V63H202V64H201L202 66L200 65V68H199V66H198V68H199L198 71H200V74H201V73H206V71L208 72V70H211V69H212V68H211L212 66L215 65V66L217 67L216 64H220V62H221V64H223V65L220 64V65H218V66H219V67L222 66V67H220V68H221V71L223 72V75H220L222 72H220V70L217 69V70L219 71V72H217V73H218V74L220 73L219 76H218V77H219L218 79H219L220 81H221L222 79H223V81H224V79H225V82H226L227 84H228V81H227L228 78H229V79L231 78V79L229 80V81H230L229 84H234V80H236V81H235V84H236V83H237V85L241 84V85H239V86H240L239 89H242V88H243L242 90H244V91L238 89V91H233V90H231V92H229V91H228L229 89H228V90H227L228 92H227V91H225V90L217 89V90H219V92H218V91L216 90V87H215V89H214V87H213V88L210 87L211 89H210L208 86L204 87L205 89L207 88V90H206L207 92L205 93V89H203V90L201 89V91H199L200 94L197 93V95H198V97H199V101H198V99H197V100H195L196 103H195V102L192 103L191 106L193 107V109L191 108V110H190V114H192V115H189V113H188L189 117H190V116H195V117H194L195 120H194L193 117H190V118H189L188 116H186V117L184 116V117H185L184 119H182L183 117L181 116L182 118H178V119L175 120L174 118H176V117H180V116H176L175 113L173 114V112H175V111L172 110V108H171V111H169V112L166 111V115H165L166 118H165V117L163 118V120L165 121V122H164L165 125L163 124L162 127L165 128V127L167 126L168 128L166 127L167 129L165 128V130H168V131L170 130V131H169V132H168V131L166 132L165 130L162 129V131L166 134V135L164 136V139H163L162 143L164 144L165 141H168V140H171V141H172V138H173L172 136L175 135V136H174V139H173V142H175V139L178 137V138L176 139V142H175V143H176V149H178V150L175 149L176 152H171V155H169L170 157L168 156V157H169V158L167 159L168 161L166 160L167 163H165L166 166L168 167V169H167V167L164 165V166H165V171H166V172H164V173L162 174V178H164V177L166 178V177H167V179H168V177L170 176V173H171V172H169V171H172V169L175 168V169H173L174 172H175V170L177 169L176 172H178V170H180V171H182V172H184V173H187V175H190V174H192V173L195 172L196 178L198 179V180H197V179H196V180H197L199 183H201V182L203 183L204 180H205V182L208 180V181L210 182V184H211V182L213 183V181H212L211 179H215V178H217V175H216V174H215L216 176L214 177V173L218 171V168H217V167H218L219 165H216V164H218V162H217L218 160H220V161H219V163H220V162H222L221 159H222V160L225 159V160L222 162V165H223V164L225 165V164L228 163L229 165H227V166H230V164H231V165H233V164L235 165L238 161H240V159H243V160H244L245 157H247V156L249 157V156L254 155V154H250V155H248L249 153L246 155V150H247V149H245V148H248L247 146H248V145L250 146V145L254 144V142H258V140H256V138H258V136L264 134V129H263V126H264V119H262V118H264V110L262 109V108H264V104H263V103H264V101H263V99H264V97H263V96H264V93H263V92H264V89H263V88H264V83H263V81H264V80H263V79H264V72H263V73H258L259 76H258L257 74H256L257 76L254 75V74H253V75H252V74H251V75H250V74L243 75L244 72H242V74H241V72H238V74L240 75V77H239V75H238L237 73H236V74L234 73L235 70L233 69L232 66L229 68L230 64H229V62H227V61H230V57L235 59V57H237V56H234V55H238L237 58H240V56H241V52H244L245 54H247L248 51H246V50H249V55L252 57V59H250L249 62H248V61L245 62V63H244L245 65L243 64V66H246L247 64H248V66H249V63L254 65V64H256V63L259 62L257 67H261V66H262V67L264 68V66H263V65H264V58H262V57H264V49H263V47H264V40H262V39L264 38V21H263V20H262V21H257V18H255L256 16L253 15V14H249L248 12H246V13H248V15L245 14V13H243V11H242V10H244L243 6H241V8L239 7V6H240V3H241L242 1H238V2H237L236 0H235V1H234V0H231V2H232L233 4H232L231 2H230L231 4L228 3V1H230V0H225ZM243 1H245V0H243ZM249 1H252V0H249ZM262 1H263V0H262ZM15 2H16V3H15ZM31 2L33 3V5H32ZM35 2H39V0H36V1H34V0H30L29 4H28L27 7H26V5H25L26 2H25V0H16V1H15V0H9V1H8V0H0V3H1V5H0V12H2V13H0V15H1V16H0V29H3V28L5 27V24H6V22H7L6 20H7V18L9 17V15H11V13L16 12L17 9H18V8L20 9V7H21L20 10L18 9V10H19V11H18V17L20 16V19H21V20H20V23H22V29H21L22 32H21V37H19V38H20V39L22 38L23 40L21 39V41H20V39L17 37V41L19 40V41H18V44L21 45V48H22V49H24L23 51L26 53V55H27V53H29V52L32 51V49H33V48H32V45H31V41L33 40V38H31L32 40H30L29 38H30V37H34V35H36V33H37V36H38V35L41 36V34H42L41 31L43 32L42 29H41V30H40V29H37V28L35 27V25H33V20H32V17H31V16H32V14H34V12L37 11V10H36L37 8H35V7H38V5H39V4L36 5ZM112 2H113V3H112ZM150 2H152V0L149 1V3H150ZM239 2H240V3H239ZM246 2H248V0H246ZM246 2H245V3H246ZM7 3H8V5H7ZM20 3H21V4H20ZM39 3H40V2H39ZM118 3H117V4H118ZM234 3H235V4H234ZM238 3H239V4H238ZM242 3H244V2H242ZM257 3H258V5H257ZM257 3H255V4H256L257 6H260L259 3H262V4H263L264 1L261 2V0H260V1L257 2ZM2 4H3V5H2ZM23 4H24V5H23ZM117 4H116V7L119 6V5H117ZM151 4H153V3H151ZM157 4H159V1H158ZM186 4H187V5H186ZM237 4H238V5H237ZM255 4H253V7H256V6H254ZM10 5H11V6H10ZM22 5H23L24 8L22 7ZM31 5H32V6H31ZM178 5H179V6H178ZM229 5H230V7H229ZM232 5H233V6H232ZM241 5H244V4H241ZM2 6H3V7H2ZM7 6H8V8H7ZM16 6H17V7H16ZM18 6H19V7H18ZM28 6H29V7H28ZM160 6H162V7H160ZM165 6H166L168 9H166ZM169 6H171V7L169 8ZM231 6H232V7H231ZM4 7H5V8H4ZM25 7H26V8H25ZM32 7H34V8H32ZM121 7H123V6H121ZM172 7H173L174 9H172ZM233 7H234V8H233ZM3 8H4L3 11H5V12L2 11ZM27 8H28V9H27ZM31 8L34 9V10L32 11ZM38 8H39V7H38ZM93 8H95V7L90 8V10H89V12H88L89 14H87V13L85 12L89 17L86 16V14H85V17H84V16H83L84 13L82 14V17H84L83 19H86V18H87L88 20L86 19V20H87V21H86V20H83V19H82V21H83V22L85 21V22H84V23L82 22L83 24L80 23V25L82 24L83 26L81 25V27H80V25H78V26H79V27H78L79 29L77 28V26H76V28H73V34H71V32H72L71 29H72V28L68 31V33H69V34L67 33V36H68L67 38H68V39H66V41H65V40L62 41L61 44L59 43L60 45L58 44V46L55 48L56 51L54 50L55 52L53 51L52 54L50 53L52 57H54L56 60L58 59L60 62H61V60H62V62H64L63 60L66 59V60L69 62V64H67L69 67L72 66V65L76 62L75 60H77V62H78V61H80L81 63L83 62V63H82L83 66L81 65V67H84V66H85L84 68H86L87 64L90 62V59H92V58H90L91 55H89L90 52H87V53H86V54L89 55V58H87L88 56H87L86 54L83 55L84 53H81L82 50L80 49V48L83 49V45L81 46V44L78 43V42L75 41V40L78 38V36H79L80 34L83 33L82 31H85V29H86V31L89 30L90 33H93V32L95 33V31H96V32L99 31V30L101 31V29H104V28L108 27V25H109L107 22H101L100 20L97 19V18H99V16H100V10H99L98 8H97V10H96V8H95V9H93ZM158 8H159V9H158ZM181 8H182V9H181ZM229 8H230V9H229ZM236 8H238V9H236ZM7 9H8V10H7ZM14 9H15V10H14ZM26 9H27L28 11H27ZM91 9H92V10H91ZM165 9H166V10H165ZM169 9H170V10H169ZM171 9H172V10H171ZM175 9H176V10H175ZM226 9H227V10H226ZM228 9H229V12H228ZM21 10H22L23 12H22ZM24 10H25V11H24ZM158 10H159V11H158ZM167 10H168V11H167ZM235 10H236L237 13L235 12ZM240 10H241V11H240ZM245 10H247V9L245 8ZM30 11H31V13H30ZM67 11H69V10H67ZM90 11H91V12H90ZM92 11H93V12H92ZM96 11H97V13H96ZM157 11H158L159 13H158ZM233 11H234V12H233ZM247 11H248V10H247ZM21 12H22V13H21ZM32 12H33V13H32ZM69 12H70V11H69ZM142 12H143V13H142ZM149 12H150V14L152 13V15L154 14L153 17L155 16V19H154V20H155V24H157V25H160V24H161V26H158V28L156 29V31H155V33H154V35H155V34H156V35H155V36L153 35L152 38H151L150 36L148 37L147 34H144L143 31H142L143 29H141L143 35H142V38H140V37H141L140 34H142V33H140V34L137 33V32H140V31H138V30H139V27H138V26L141 27L142 24H143V22L145 23V21H146L145 19H149V18H147V17L150 16V15H149ZM165 12H167V14H166ZM169 12H170V13H169ZM64 13H65V12H64ZM66 13H68V12H66ZM91 13H93V14H91ZM95 13H96V14H95ZM163 13H165V14L163 15ZM168 13H169V14H168ZM230 13H231L232 15H231ZM239 13H240V14H239ZM90 14H91L92 16H91ZM156 14H157V15H156ZM172 14H173V15H172ZM233 14H234V16H233ZM237 14H238V15H237ZM241 14H242V15H241ZM3 15H4V16H3ZM29 15H31L30 18L27 17V16H29ZM93 15H94V16H93ZM123 15H124V16H123ZM128 15H129V17H128ZM249 15H250V16L253 15V16H255V17H253V16L250 17ZM24 16H25L26 19H28L27 21H26V19L24 18ZM66 16H67V14H66ZM96 16H97V17H96ZM125 16H127L128 18L125 17ZM130 16H131V17H130ZM143 16H144L145 18H144ZM162 16L165 17V18H163ZM232 16H233V17H232ZM240 16H241V17H240ZM22 17H23V18H22ZM92 17H93V19H91ZM121 17H122V18L124 17L123 20H124V19H126V20L123 21ZM142 17H143L144 19H143ZM249 17H250L252 20H249ZM133 18H135V19L133 20ZM157 18H158V19H157ZM159 18H160V19H159ZM161 18H162V19H161ZM233 18H235V19H233ZM241 18H242V19H241ZM246 18H247V19H246ZM29 19L32 20V21H30ZM128 19H129V20H128ZM255 19H256V21L259 22L260 24H262V22H263V24L260 25L259 23L255 22ZM89 20H90V21H89ZM97 20H98L99 23L97 22ZM127 20L129 21V24H126V23H128ZM136 20H137V21H136ZM142 20H143V21H142ZM156 20H157V21H156ZM244 20H245V21H244ZM248 20L251 22V24H250V22H247ZM88 21H89V22H88ZM95 21H96L97 24H95ZM125 21H127V22H125ZM140 21H141V22H140ZM161 21H162V22H161ZM243 21H244V23H243ZM252 21H253L255 24H254V23L252 24ZM26 22H28V23H26ZM30 22H31L32 24H31ZM134 22H135V23H134ZM179 22H180V21H179ZM216 22H217V23H216ZM233 22H234V23H233ZM239 22H240V23H239ZM246 22L248 23V25L246 24ZM23 23H24V27H23ZM29 23H30V24H29ZM91 23H92V24H91ZM101 23L103 24V26H102ZM106 23H107V25H106ZM137 23H138V24H137ZM170 23H171V24H170ZM18 24H19V18H18ZM26 24H27V25H26ZM84 24H85V25H84ZM124 24H125V25H124ZM132 24H133V26H132ZM134 24H135V25H134ZM139 24H141V25H139ZM177 24H178V25H177ZM237 24H239V25H237ZM249 24L252 25V26L249 27ZM25 25L28 26L27 28H29V29H27ZM29 25H30V26H29ZM96 25H97V26H96ZM105 25H106V27H104ZM114 25H115V24H114ZM121 25H122V26H121ZM130 25H131V26H130ZM246 25L248 26V28H247ZM256 25H260L261 27L259 26V27H260V28H259V27H257ZM31 26H32V27H31ZM93 26L95 27V30H94V27H93ZM101 26H102V27H101ZM117 26H116V27H117ZM123 26H124V27H123ZM162 26H163V27H162ZM236 26H237V27H236ZM238 26H239V27H238ZM240 26H242V27L240 28ZM255 26H256V27H255ZM92 27H93V29H92ZM97 27H98V28H97ZM114 27H115V26H114ZM120 27H121V28H120ZM176 27H175V28H176ZM232 27H233V28H232ZM234 27H235V28H234ZM253 27H255L256 29L253 28ZM25 28H26V29H25ZM32 28H33V30H32ZM34 28H36L37 30L34 29ZM88 28H89V29H88ZM123 28H124V29H123ZM133 28H134V29H133ZM135 28H136V30H135ZM137 28H138V29H137ZM215 28H216V31L213 30V29H215ZM219 28H220L221 30H220ZM245 28L247 29V31H251L250 28L253 29V30L255 29L254 31L252 30L253 32L251 31V33L254 35V34L256 33V30H257V31H258L257 33H258V34H256V36L254 35L255 37H254V36L252 37V36H251L252 34L249 33V32H246V29H245ZM257 28H258V29H257ZM23 29H25L24 32H23ZM117 29H118L119 31H117ZM120 29L123 30V31H121ZM128 29H130V30H128ZM211 29H212L213 31H212ZM231 29H232V30H231ZM244 29H245V33H246V34H244V35H246V36L243 35V33H244ZM248 29H249V30H248ZM15 30H17V29H15ZM26 30H27V31H26ZM28 30H29L30 32H29ZM59 30H60V31H59ZM125 30H126V31L128 30V31L126 32ZM157 30H158V32H157ZM233 30H234V32H233ZM240 30H241V31H240ZM35 31H36V32H35ZM58 31L62 33L63 29L61 30V28L59 27V28H58ZM92 31H93V32H92ZM130 31H132V32H130ZM133 31H134V32H133ZM166 31H167V32H166ZM214 31H215V32H214ZM228 31H229V33H228ZM59 32H58V33H59ZM116 32H117V34L114 36V34H115ZM163 32H164V33H163ZM220 32H221V33H220ZM237 32H240V33L242 32L241 35H240V33H239V37L241 36V39H239V40L236 41V42H239V43L237 44V43L234 41V42H233V45H231L228 49H227V47L224 48L225 46H223V45H225V44H223V43H225V42L227 41V39L229 40V38H230L232 35H234L235 33H236L235 35H236V37H237ZM260 32H261V33H260ZM22 33H24V34L22 35ZM27 33H28V34H27ZM34 33H35V34H34ZM103 33H104V34H103ZM122 33H123V34H122ZM127 33H128V34H127ZM233 33H234V34H233ZM33 34H34V35H33ZM77 34H78V36H77ZM119 34H120L121 36H122V35L125 36V34H126L127 36H132V38H133L134 40H131V39H132V38H131V39H130L131 41H128L127 43H125V42H123L124 40L121 41V38H120V40H119V37H121ZM129 34H130V35H129ZM133 34H135V35H133ZM221 34H222L223 36H222ZM226 34H227L228 36H230V34H232V35H231L230 37H228ZM259 34H260V35H259ZM24 35H25V36H24ZM28 35H29V36H28ZM73 35H75L76 37L73 36ZM103 35H106V36H103ZM118 35H119V36H118ZM136 35H137V36L140 35V36L136 37ZM219 35H220V36H219ZM248 35H249V36H248ZM258 35H259V36H258ZM262 35H263V36H262ZM23 36H24V38H23ZM71 36H72V38H74V39L72 40L73 42L71 41V39H72ZM110 36H112L111 38L114 39V40H112V39L110 38ZM127 36H126V37H127ZM133 36H134V37H133ZM143 36H145V37H147V38H145V37H143ZM218 36L221 37L222 39H220ZM225 36H226V37H225ZM242 36H243V38H242ZM250 36H251V38H249ZM261 36H262V37H261ZM98 37L96 38V40L98 39ZM102 37H103V38H102ZM104 37H105V38H104ZM116 37H117V39H116ZM245 37H247V39H246ZM258 37H259V38L261 37L262 39H261V38L259 39ZM27 38H28V39H27ZM139 38H140V39H139ZM143 38H144L145 40H144ZM148 38H149V39H148ZM217 38H218V39H217ZM225 38H226V39H225ZM244 38H245L246 40H244ZM100 39H101V40H100ZM109 39H110V40H109ZM115 39H116V42H115ZM136 39H138L139 42H136V41H137ZM165 39H167V38H165ZM216 39H217L218 42L216 41ZM250 39H251L252 41H251ZM25 40H26V43H27V44L25 43ZM51 40H52V39H50L48 42H50ZM117 40H119L121 43L118 42ZM140 40H141L143 43H142ZM221 40H222V41L224 40V41L222 42ZM23 41H24V43H23ZM27 41H28V42H27ZM133 41H134L135 43H137V44H135ZM145 41H146V42H145ZM220 41H221V42H220ZM243 41H246V43H244V44H243V43H240V42H243ZM19 42H20V43H19ZM63 42H64V44H63ZM66 42H67V43H66ZM112 42H113V43H112ZM117 42H118V43H117ZM131 42H132V43H131ZM154 42H155V43H154ZM254 42H255V44H254ZM261 42H262V43H261ZM73 43H74V44H73ZM75 43H76V44H75ZM104 43H105V44H104ZM115 43H116V44H115ZM141 43H142V44H141ZM62 44H63V46H62ZM118 44H121V45H118ZM131 44H132V48L134 47L133 49L130 47ZM134 44H135V45H134ZM138 44H139V45H138ZM140 44H141L142 47L140 46ZM215 44H216V45H215ZM222 44H223V45H222ZM240 44H241V45H240ZM242 44H243V45H242ZM23 45H24V46H27V47H24ZM28 45H29V46H28ZM106 45H108V46L110 45V46H109L110 48L107 49V48H106V47H107ZM116 45L119 46L120 48L117 47ZM123 45H124V46H123ZM133 45H134V46H133ZM137 45H138V47H137ZM236 45H237V46H236ZM239 45H240V46H239ZM252 45H253V46H252ZM260 45H261V46H260ZM59 46H60V47H59ZM69 46H70V47H69ZM80 46H81V47H80ZM125 46H126V47H125ZM152 46H153V47H152ZM221 46H222V47H221ZM238 46H239V47H238ZM242 46H243V47H242ZM244 46H245L246 48H245ZM51 47L54 49L55 45H54V47H53V44H52V43H51V45L48 44V48L52 49ZM58 47H59V49H58ZM61 47H62V49H61ZM115 47H116V48H115ZM122 47H125V49H121ZM148 47H149V48H148ZM150 47H151V48H150ZM214 47H215V48H214ZM237 47H238L239 49H238ZM249 47H250V48H249ZM25 48H26V49H25ZM44 48H45V46H44ZM67 48H68L69 50H68ZM130 48H131V50H130ZM136 48H137V49H136ZM222 48H223V51H222ZM236 48H237V49H236ZM244 48H245V49H244ZM260 48H261V49H260ZM22 49H21V50H22ZM29 49H30V50H29ZM57 49H58V50H57ZM70 49H73V50L70 51ZM118 49H119V51H121V53H120V52H117ZM145 49H146V50H145ZM147 49H148L149 51H148ZM215 49H216V50H215ZM242 49H243V50H242ZM250 49H251V51H250ZM25 50H26V51H25ZM28 50H29V51H28ZM37 50H39V47H36V53H37V52H38V53L35 55V56L37 57V59H36L35 57H34V59H35L36 61L38 60V61H37L38 63L34 61L35 64H36V63H37V64L40 63L39 66H41V65L43 64L44 67H45V66L47 67V66H48V64H46L47 62L44 63L45 60L42 61L43 59H45L44 56H43V54H41V52H40L42 49H40L39 51H37ZM59 50H60V51H59ZM74 50H79V51H74ZM100 50H101V51H100ZM128 50H129V52H128ZM132 50H133V51H132ZM244 50H245V51H244ZM252 50H253L254 52H253ZM3 51H4V52H3ZM66 51H68V52L70 51L71 54L69 53V54H70V55H69L68 52H66ZM72 51H73V52H72ZM215 51H216V52H215ZM232 51H233L235 54L232 53ZM239 51H240V52H239ZM256 51H257V52H256ZM259 51H260V52H259ZM261 51H263V53H262ZM0 52H1V53H4V54H1V55H0V60H1V59H4V60H5V59L8 57V58L6 59V61H8L9 59H10V61H11V57H9V54H10V56H11L12 53H10V52H6V50H5L4 48H3V50H0ZM56 52H57V54H56ZM58 52H59V55H58ZM75 52H78V53H80L81 55H80V54L78 55V53L74 54ZM220 52H219V53H220ZM229 52H230V53H229ZM6 53H9L8 56H5ZM54 53H55V55H54ZM63 53H64V54H63ZM65 53H66V54H65ZM112 53H113V54H112ZM119 53H120V55L118 56L117 54H119ZM219 53H218V54H219ZM237 53H239V54H237ZM244 53H242V54H244ZM250 53H252V55H251ZM40 54H41V56H37V55H40ZM67 54L69 55V57H67V56H68ZM213 54H214V55H213ZM229 54L232 55V56H230ZM259 54H260V55H259ZM63 55H64V57L66 56L67 58L63 59ZM74 55H76V56H74ZM116 55H117V56H116ZM239 55H240V56H239ZM253 55L256 56V58H255ZM262 55H263V56H262ZM70 56H71L72 58H70ZM73 56H74V57H73ZM77 56H78V57H77ZM79 56H81V57H82V56H83V57L86 56V58H87L86 61H87V62L85 61L86 58H85V59H84V58L80 59L81 57L79 58ZM115 56H116V57H115ZM258 56H259V57H258ZM4 57H6V58H4ZM39 57H40V58H39ZM112 57H113V58H112ZM124 57H125V56H124ZM228 57H229V58H228ZM42 58H43V59H42ZM61 58H62V59H61ZM73 58H74V59L76 58V59L74 60ZM132 58H131L130 63L133 62V61L135 60V59H132ZM257 58H258V59H257ZM39 59H41L42 62L39 61ZM60 59H61V60H60ZM68 59H69V60H70V59H71V60L73 59V60H72V61H69ZM114 59H115V60H114ZM140 59H141V60H140ZM208 59H209V61H208ZM226 59H227V60H226ZM255 59H256L257 61H256ZM261 59H262V60H261ZM13 60H14V59H13ZM13 60H12V61H13ZM139 60H140V61H139ZM259 60H260V61H259ZM67 61H66V62H67ZM88 61H89V62H88ZM159 61H160V60H159ZM217 61H218V63H217ZM219 61H220V62H219ZM242 61H244V60L242 59ZM68 62H67V63H68ZM70 62H71V64H70ZM118 62H119V60H118ZM118 62H117L116 64H119ZM161 62L163 63V60H161ZM161 62H160V63H161ZM205 62H206V63H205ZM211 62H212V63H215V62H216V64H212ZM253 62H254V63H253ZM260 62H261V63H260ZM41 63H42V64H41ZM130 63H129V64H130ZM156 63H158V61H157ZM160 63H159V64H160ZM246 63H247V64H246ZM37 64H36V65H37ZM116 64H115V65H116ZM203 64H204V65H203ZM205 64H206V65H205ZM260 64H261V65H260ZM0 65H2V66H0V69H2V68L4 69V68H5V65H7V64H6V62H5V63L3 62V63L0 64ZM43 65H42V66H43ZM209 65H210V66H209ZM211 65H212V66H211ZM225 65H226V67H225ZM227 65H229V66H227ZM253 65H252V66H253ZM206 66H207V67H206ZM215 66H214V67H215ZM254 66H256V65H254ZM254 66H253V67H254ZM183 67L185 68L184 71L186 72V69L188 68L187 65H186V66H183ZM186 67H187V68H186ZM203 67H204V68H203ZM223 67H224V68H223ZM246 67H247V66H246ZM217 68H218V67H217ZM225 68H226V69H225ZM254 68H255V67H254ZM263 68H260V69H263ZM201 69H202V70H201ZM203 69H207V70L203 71ZM222 69H223L224 71H223ZM227 69H230V70H227ZM232 69H233V71H231ZM252 69H253V68H252ZM124 70L127 72L126 69H124ZM124 70H121L122 72H119V71L117 70L116 73L119 72L118 75H120V76H124V73L126 74V72H125ZM249 70H250V69H249ZM193 71H195V70H193ZM196 71H197V70H196ZM196 71L192 74L193 76L191 75L193 78L189 75L188 79L191 77V78L189 79V83H191V82L193 83L194 81H197L198 79L200 80V78L203 77L202 74H201V75L199 74L198 76H196V75L198 74V73L196 74ZM201 71H202V72H201ZM3 72H4V71H3ZM3 72H1V73H3ZM189 72H190V71H189ZM224 72H225V73H224ZM226 72H227V73H226ZM230 72H232V73H230ZM235 72H237V71H235ZM83 73H85V71H83ZM134 73H135V71H134ZM228 73H229V74H228ZM194 74H195V76H194ZM218 74H215V75H218ZM225 74H228V75H227L228 77L225 76V78H224V75H225ZM233 74H234L236 77H235ZM77 75H78V76H76V77H78V78L76 79V77H74V78H72V81H73V79H74V80H78V79H80L81 76H83V74H81V76H80L79 74H77ZM115 75H116V74H115ZM230 75H231V77H230ZM201 76H202V77H201ZM222 76H223V77H222ZM232 76H234L235 79H233ZM237 76H238V77H237ZM244 76H246V78H245ZM247 76H248V77H247ZM250 76H252L253 79H252V78H251V79H248V78H250ZM195 77H199V78H197V80H196ZM221 77H222V78H221ZM226 77H227V78H226ZM241 77H242V78H241ZM243 77H244V78H243ZM220 78H221V79H220ZM237 78H241V79H237ZM186 79H187V78H186ZM188 79L185 80V81H188ZM194 79H195V80H194ZM232 79H233V81H232ZM242 79H244V80H242ZM245 79H246V81H245ZM254 79L257 80V82H256ZM49 80H50V81H49ZM49 80H46V81H48V83H46V81H45V83H46V85H48V86L51 87V85L53 86V83H54V82H52L53 80H51V79H49ZM191 80H192V81H191ZM193 80H194V81H193ZM239 80H240V81H245L246 84H245V82L242 83V82H240ZM247 80H249V81L247 82ZM251 80H252V81H255V83H256L257 85H256L255 83L253 84L252 82H250ZM260 80H261V81H260ZM72 81H69V82H72ZM231 81H232V82H231ZM258 81H259L260 83H259ZM74 82H77V81H74ZM197 82H198V81H197ZM238 82H239V83H238ZM50 83H51V84H50ZM182 83H184V82H182ZM189 83L186 82V84H189ZM248 83H249V85L247 86ZM251 83H252L253 85H252ZM258 83H259V84H258ZM243 85H244V86H243ZM258 85H259L260 87H259ZM241 86H243V87H241ZM251 86H254L255 88H254V87H251ZM256 86H257V87H256ZM191 87H192V86H190V88H188V89H192ZM245 87H250V89L253 88L252 90H254L255 93H253L252 90H250V89H248V88H245ZM258 88H260V89H258ZM262 89H263V92L260 91V90H262ZM208 90H209V91H208ZM211 90H212V94H214V93L216 92L214 95H215L216 97H217V96H219V97H217V98L215 97V98H214V95H211V92H210ZM214 90H215V91H214ZM246 90H248L250 93H248ZM257 90H259L261 93H260V92H256ZM202 91H203V92H202ZM213 91H214V93H213ZM239 91H240V92H239ZM208 92H209V93H208ZM221 92H222V93H221ZM223 92H224V93H223ZM233 92H235V93H233ZM238 92H239V93H238ZM243 92H244L245 94H244ZM203 93H205V94H207V95H205V94H203ZM219 93L221 94V96H220ZM228 93H230V94H228ZM232 93H233V94H232ZM251 93H253L254 95L257 94V93H259V94L255 95V96L253 97V95H252ZM224 94H225V95H224ZM227 94H228V95H227ZM237 94H238L239 96H238ZM261 94H262V95H261ZM203 95H204V97H203ZM226 95H227V96H226ZM234 95H236V96H234ZM243 95H245V96H243ZM249 95H250L251 97H250ZM201 96L203 97V100H201V99H202ZM209 96H210V97H209ZM232 96H233V97H232ZM258 96H259V97H258ZM207 97H208V98H207ZM211 97H212V98H211ZM222 97H223V98H222ZM225 97H226V99H224ZM231 97H232L235 101H234V100H231V99H232ZM234 97H236V98H234ZM239 97H240V98H239ZM252 97H253V98H252ZM261 97H263V98H261ZM200 98H201V99H200ZM205 98H206V99H205ZM213 98H214L215 100H213ZM218 98H219L220 100H219ZM227 98H229V99H227ZM247 98H248V99H247ZM251 98H252V99H251ZM254 98H257V99L260 100V101L262 100L263 103H262V101H261V102H259L258 100L255 101ZM204 99H205V100H204ZM208 99H209V100H208ZM242 99H243V100H242ZM250 99H251L252 101H251ZM207 100L209 101V103H208ZM212 100H213V101H212ZM222 100H224L225 103H226L227 105H226L225 103H223ZM244 100H245V101H244ZM248 100H249L250 102H249ZM253 100H254L255 102H253ZM200 101L202 102L203 105L206 104L207 106H203V105L201 104ZM203 101H204V102H203ZM205 101H206V102H205ZM220 101H222V102H220ZM226 101H227V102H226ZM238 101H239V102H238ZM241 101H242V103H241ZM213 102H214L216 105H215ZM216 102H217V103L219 102V103L221 104V106H219L220 104H217ZM235 102H236V103H235ZM248 102H249V103H248ZM251 102H253L254 104H253V103L251 104ZM256 102H257V104L255 105ZM258 102H259V103H258ZM245 103L248 104V105H246ZM260 103H261V104H260ZM193 104H194V106H193ZM198 104H199L200 106H199ZM222 104H223V106H222ZM237 104H239V105H237ZM241 104H242V105H241ZM249 104L252 105V107L248 108ZM258 104H260L261 106L258 105ZM196 105H197V106H196ZM228 105H229L230 107H229ZM245 105H246L247 107H246ZM198 106H199V107H198ZM201 106H202V108H203L204 110H205V109H206V110L204 111V110L201 108ZM216 106H217V107H216ZM218 106H219V107H218ZM224 106H225V107H224ZM231 106L233 107V110H234V113H235V114H232L233 111H232V107H231ZM234 106L236 107L237 110L234 109ZM237 106H238V107H237ZM239 106H240V107H239ZM254 106H255V108L257 107V108L259 109V110H257V111H259L258 113H255L256 111L254 110V109H255ZM258 106H260V107H258ZM194 107H195V109H197V110H196V114L199 113V112L203 113V115H204L205 113H208V114H205L203 118H200V117L203 116V115H200L201 113H199V115L197 114V116H198V117H197L196 114L193 113V112L195 111ZM196 107H198V108H196ZM212 107H213V108H212ZM261 107H262V108H261ZM200 108L203 110V112H202V110H201ZM214 108H216V109H214ZM218 108H221L222 110H223V108H224V109H225V112H227V111H228V112L225 114L224 110L222 111L221 109H218ZM240 108H241V109H240ZM246 108H247V109H246ZM257 108H256V109H257ZM198 109H199V110H198ZM208 109H209V110H208ZM211 109H212V110H215V112L217 111V109H218V111L221 110V111H219V113H220V112H223V114H222V113H221V114H222L224 117H223L221 114L217 113L218 111L215 113V112L212 111ZM227 109H228V110H227ZM230 109H231V110H230ZM261 109H262V110H261ZM207 110L210 111V112H208ZM226 110H227V111H226ZM235 110H236L237 112H235ZM242 110H243V111H242ZM251 110H252V112H251ZM253 110H254V113H253ZM172 111H173V112H172ZM192 111H193V112H192ZM231 111H232V112H231ZM244 111H245V112H244ZM167 112H168L169 114H168ZM170 112H171V113H170ZM204 112H205V113H204ZM212 112H214V113H212ZM230 112H231V113H230ZM243 112H244V113H247V115L244 114ZM249 112H251V114H250ZM211 113L213 114L212 116L210 115ZM228 113H230L231 115H230V114L228 115ZM236 113H237V116H236ZM240 113H242V114H240ZM261 113H263V115H261ZM171 114H172V115H171ZM194 114H195V115H194ZM217 114H219V115H217ZM224 114L226 115V117H225ZM248 114H250V115H248ZM259 114H260V117H258ZM167 115H168V116H167ZM169 115H170V117H169ZM173 115H174V116H173ZM207 115L211 116V120H212V122H214L215 120L218 121V122L215 121L216 123H215V122L212 123L211 120H210V118H209V116H208V118H209L210 121H209L208 119H206V118H207ZM215 115H216V117H215ZM220 115L222 116V118H221ZM234 115H235V118H236V119L233 117ZM238 115H240V116L238 117ZM243 115H244V116H243ZM251 115H252V116H251ZM253 115H255V116H257V117H255V116H253ZM171 116H172V119H171ZM219 116H220V117H219ZM227 116H228V117H227ZM230 116L234 118L233 120H231L232 122H230V119H232ZM246 116H248L249 118H245ZM167 117H169V119H168ZM196 117H197V118H196ZM218 117L220 118V120H218V119H219ZM229 117H230V118H229ZM237 117H238V118H237ZM240 117H242L246 122H245L242 118L240 119ZM250 117H251V120H250ZM187 118H188V119H191V121L188 120ZM198 118H200V119H199L200 122L202 121V119L204 120L205 123H207V122L209 121L210 124H211V123L213 124V125L211 124V126H214V127H211L210 124L207 123L206 126H207V125H208V126H207V128H206V126H204L205 123H203V122L200 123V122L197 121ZM214 118H217V119L214 120ZM228 118H229V120H228ZM255 118H257L258 120H256ZM259 118H260V119H259ZM166 119H167V120H166ZM179 119H181V120L178 121ZM185 119H186L187 121L191 122L190 125L192 124L193 127H192V125H191V126L188 125V123H187V121H186ZM196 119H197V120H196ZM224 119H225L226 121H225ZM237 119H238V120H237ZM248 119H249V120H248ZM253 119H254V121L252 122ZM172 120H175V121H172ZM192 120H193V121H192ZM205 120H207V121H205ZM221 120H223V122H227V121H229V122H227V125H228V123H229L230 127H229V126L227 127V125H225V123H223ZM234 120H235V122H234ZM240 120H241V121H240ZM255 120H256V121H255ZM168 121H169V122H168ZM183 121H184V122L186 121L187 124H186V125H183V124H185ZM219 121H220V124H217V123H219ZM242 121H243V122H242ZM249 121H251L253 124H251V122H249ZM261 121H262V122H261ZM166 122H168L167 125H166ZM173 122H177V123L181 122L182 125H183L184 127H183L182 125H179V124H181V123L178 124L179 126L176 125L177 127H176V126H173V125L176 124V123H173ZM197 122H198L199 124H198ZM248 122H249V123H248ZM256 122H257V124H256ZM144 123H145V122H143L142 125H144ZM147 123H148V122H147ZM170 123H172L173 125L170 124ZM231 123H232V125H231ZM233 123H235V124H233ZM237 123H238V124H237ZM246 123H248L249 125L246 124ZM261 123H262V125H263V126H262V130H263V131L261 130V128H259V127L261 126ZM195 124H197V125H195ZM201 124H204V125H201ZM255 124H256V125H255ZM147 125H148V124H147ZM147 125H146V126H147ZM160 125H161V124L158 123V126H160ZM169 125H171V126H170V127H172L171 129H169V128H170ZM215 125H216L218 128H219V126H221V127H220L219 129L216 128V129L214 130ZM222 125L225 126V127H223ZM235 125H236V126H235ZM237 125H238V126H237ZM239 125H240V126H239ZM242 125H243V126H242ZM244 125H245V128L243 129ZM246 125H247V126H246ZM250 125H251V126L253 125V126L251 127ZM259 125H260V126H259ZM180 126H181L182 128H181ZM187 126H188L189 128H188ZM200 126H201V127H200ZM209 126H210V127H209ZM231 126H234V128L231 127ZM255 126H256V127H255ZM258 126H259V127H258ZM179 127H180V128H179ZM186 127H187L188 129H185ZM191 127H192V130H189V129H191ZM199 127H200V128H199ZM204 127H205V128H204ZM226 127H227L228 129H229V128H233V129H235V130L232 129L233 132H232V130L229 129V130H230V133H231L232 135H231L230 133H227V132H229V130H228ZM235 127H236V128H235ZM239 127H240L241 129H240ZM248 127H251V128L254 127L255 129H254V128L251 129V128H248ZM173 128L177 130L176 134L174 133L176 130H174ZM177 128H178V129H177ZM198 128H199L200 130H199ZM201 128H204V129H201ZM208 128H209L210 130H209ZM212 128H213V129H212ZM223 128H224V129H223ZM258 128H259L260 130H259ZM180 129H181V130L183 129L182 131H183L184 133H182V131H181ZM184 129H185L186 131H185ZM205 129H207V130H205ZM239 129H240L241 131H242V130H245V132L247 131V129H248L249 131L246 132V134H245L244 131H242V133L244 134V135H242L241 132L239 131ZM256 129H257V130H256ZM172 130H173L174 132H173ZM187 130H189L190 133H192V134L195 133V134H193V135L191 136V135H189L190 133H189V131H187ZM193 130H194V131H193ZM195 130H197L198 132L195 131ZM202 130H204V132L208 131V134H207V133H204ZM211 130H212V131H211ZM216 130H217V131H216ZM221 130H222V131H221ZM226 130H227V132H226ZM250 130H251V132L254 131L255 133H254V132L251 133ZM178 131H179V132H178ZM199 131H201V132H199ZM219 131H220V132H219ZM224 131H225V132H224ZM236 131H237V132H236ZM170 132H171V133H170ZM172 132H173V133H172ZM180 132L182 133V137H184V138H185V136L188 135V136L185 138L186 141H185V139H183V138L181 137V135H180L181 133H180ZM209 132H210V134H209ZM213 132H215V133H213ZM216 132H217V133H216ZM223 132H224V134H223ZM262 132H263V133H262ZM167 133H169V136H168ZM177 133H178V134H177ZM185 133H186L187 135H186ZM188 133H189V134H188ZM202 133H203V134H202ZM219 133H222L223 135H222V134H219ZM226 133H227V134H226ZM237 133L240 134V135H238ZM183 134H184V135H183ZM198 134H200V136H201V135H202V136L199 137ZM205 134L208 135V136L210 135L209 138H207L208 136H206ZM211 134H212V135L215 134V135H213L214 137L212 136L213 138L211 137ZM218 134H219V135H218ZM251 134H252V135H251ZM121 135H122V134H120V136H121ZM177 135H178V136H177ZM179 135H180V138H179ZM194 135H195L196 137L198 136V137H197V138H198L197 141H196V138H195ZM204 135H205L206 137H205ZM216 135H218V137H220V138H221V135H222L221 140H220V138H218ZM227 135H228V136H227ZM235 135H236L237 137L239 136V138H236ZM249 135H251V137H250ZM253 135H254V136H253ZM256 135H257V137H256ZM122 136H123V135H122ZM190 136H191L192 138H191ZM230 136H232L233 138L230 137ZM242 136H244V137L242 138ZM246 136H248V138H247ZM146 137H147V136H146ZM146 137H145V139H147V141L145 140V142L150 141V140H149V137H148V138H146ZM167 137H168L169 139H168ZM202 137L207 138V140L202 139L203 141H201V138H202ZM215 137H217V138L215 139ZM226 137H227V138L229 137L228 140H229L230 138H232L231 141H228L227 139H225ZM234 137H235L236 139H235ZM249 137L252 138V139H250ZM253 137H254V139H253ZM188 138H189V139H188ZM199 138H200V139H199ZM210 138H211V139H210ZM166 139H168V140H166ZM178 139H181V140H183V142H185V143H183V145H182L183 147H182V146L180 147V145L182 144V142H181V140H180V142H181V144H180V142H179ZM187 139H188L189 142L191 143L192 147H191V145H189V142H188ZM190 139H191V140H190ZM192 139H193V140H192ZM194 139H195V140H194ZM213 139H215V141H214ZM217 139H219V140L221 141V143H222V145H223V146H221V147H224V148L221 149L220 145L218 144V143H220V141L217 140ZM222 139L225 140V141H223ZM237 139H239V144H237V142H238ZM245 139H246V140L248 139L247 142H246ZM198 140H199V142H198ZM208 140H209V141H208ZM210 140H212V141H210ZM216 140H217L218 142H217ZM243 140H244V141H243ZM249 140H250V141H249ZM255 140H256V141H255ZM194 141H195V142H194ZM205 141H206V142H205ZM207 141H208V142H207ZM213 141L215 142V144H216V143L218 144V147L216 146L217 144L215 145ZM226 141H227V142H226ZM233 141H234V143H233ZM236 141H237V142H236ZM241 141H242V142H241ZM248 141H249V142H248ZM156 142H157V141L154 142V146H155ZM192 142H193V144H192ZM202 142H203V144H202ZM224 142H226V143H224ZM231 142H232V143H231ZM252 142H253V143H252ZM162 143H161V145H162ZM178 143H179L180 145H179ZM200 143H201L202 145H201ZM204 143L206 144V146L210 147V150H211V151H212V150H214V151H212V152L209 151V152H211V153H209L208 151H206L207 149L209 150V148H208V147L206 148V146H205ZM221 143H220V144H221ZM235 143H236L238 146H237ZM240 143H241V145H240ZM245 143H248V144H245ZM177 144L179 145V147H180L181 150H182V148H184L183 151H181V150L179 149V147H178ZM194 144H195V145H194ZM197 144H198L199 146H202V147H199ZM226 144H227V145H226ZM228 144H229V145H228ZM230 144H231V145L235 144L237 147H236L235 145H233V148H232V146H231ZM242 144H243V145H246V146L243 147ZM196 145H197V146H196ZM211 145H214L213 147H215V148L213 149V147H212ZM224 145H225V146H224ZM157 146H159V145L156 144V146H155V151H157V149H156ZM162 146H163V145H162ZM185 146H188V147H185ZM189 146H190V147H189ZM195 146H196V147H195ZM204 146H205L206 150H205ZM229 146H230V149H228ZM239 146H241V147H239ZM194 147H195V148H194ZM197 147H198V148H197ZM211 147H212V148H211ZM226 147H228V148H226ZM234 147H235V148H234ZM242 147H243L244 149H243ZM186 148H187V150H185ZM188 148H189L190 150L194 148L192 151H195V152L197 153V154H196V153L194 152L195 155H196L197 157H195V158L192 157V156H195V155L193 154L192 151L190 152V150H189ZM199 148H200V149H199ZM218 148H219V149H218ZM238 148H239V149H238ZM241 148H242L244 151H243ZM65 149H66V150H65ZM65 149H63L64 151L62 150L61 152L57 153V154H59V155L56 154L58 157L55 156V154H54V156H53V155H50V156H53V157H51V158H50V157H47L46 160L44 159V161L41 162V164H40L39 166H37L39 163H37V162H32V164H33V163L35 164V165L33 164V166H32V167H34V168L31 167V162H29V160L27 159L28 157H29V159H30V156H28L29 154H27V155L24 157V161H23V162H25V165H26V166L30 163V165H29L30 168H29V169L26 168V170H25L26 172L29 170V171H28V172H29L28 176L25 174V175H26V178H23L24 180L21 179V177H23V176H20L19 179H17L15 182L12 183V185L6 187L7 190L4 189V192H2L3 194H4L5 192H7L6 194H4V195L2 196L3 198L1 197V194H2V193L0 194V197H1V198H0V203L2 204V203L4 202V199H5V202H4V203H6V202H8V201H11V202L15 203L16 200L19 198V196H21V197L23 196L22 198H24L25 201L27 200L26 202H27V205L29 206V208H27V206H26V209H29V210H30L31 208H33V207L36 206V208H37L38 210H40V211H38V210H36V209L33 208V211H32V209H31L30 212H31L32 215H33L34 213H38V214H39V213L41 212L39 215L36 214V219L40 218V217H41V214H44V212L41 211V210L43 209L42 207H40V206H41V201L38 200V199H37V200H34V198L32 199V197H33V192L36 191L35 186H33V184H35V185H37V186H39L38 183H40V184L42 183L41 186H42V185H46V180L44 181L45 184L43 183V180L46 179V178H49L48 176H50V174L52 175V173H53V171H52L53 169H51V168H52V165H54V167H53L54 169H55V167L58 165L59 168L57 167L58 169L56 168L55 170H56L57 172H62V173H63V174L61 173L62 176H63V175H66L65 170H64V169H65V166H64V165H63L64 167L62 166V161H63L62 159H63L64 157H66L67 155L72 154V153L74 152V151H73L74 147L72 148L71 146H68V147H66ZM71 149H72V150H71ZM196 149H197V150H196ZM198 149H199V150H198ZM201 149H203V150H201ZM216 149H217V150H216ZM226 149H227L228 151H230L231 153L228 152ZM231 149H232V150H231ZM233 149H235V150H233ZM240 149H241V152H240ZM67 150H68L69 152H67ZM162 150H163V148L161 149V151H162ZM175 150H174V151H175ZM184 150H185L186 153H187V159H184V158L182 157V156H183L182 154L185 153ZM218 150H219V151L221 150V151L218 153ZM236 150H237V151H236ZM197 151H198V152H197ZM203 151H206V152L203 153ZM223 151H225V152H223ZM235 151H236V154H235ZM242 151H243V153H242ZM77 152H78V154L80 155V152H79V151H77ZM86 152H87V151H86ZM86 152L83 151L82 153H85V155H86ZM90 152H91V151L89 150V153H90ZM179 152H180V154H177V153H179ZM181 152H182V153H181ZM189 152H190L191 155L189 154V156H188V153H189ZM199 152H202V153L204 154V157H203V154H202V153H199ZM207 152H208L209 154H208ZM214 152H215V154H214ZM216 152H217V153H216ZM226 152L229 153V154H227ZM238 152H240V153L237 154ZM89 153L87 152V155H88ZM126 153H127V154H124L126 157L123 155L124 157H122V159H121V161H122V162H125L126 165L123 166L122 168L120 167V168H119L120 170H119V169L117 170V173H118V174H120V171H121L122 169H123L124 171H126V170L128 171V172L126 171L125 174H126V173H127V174H130V173L133 172L132 168H131L132 172H131V170L129 171V168H130L132 165L128 168V166H129L128 164L131 163V162H129L130 160H128V159H129V156L131 157V153H130V152H126ZM222 153H223V154H222ZM224 153L226 154V156H225ZM232 153L235 154V156H234V160L232 159L233 157H231ZM250 153H251V152H250ZM110 154H111V153H110ZM110 154H109V155H110ZM132 154H133V153H132ZM160 154H161V155H160ZM174 154H175V155H174ZM198 154H199L200 156H202V157H201L202 160H200L201 158H200V156H198ZM206 154H208V155H206ZM210 154H211V155L213 154V156H211ZM216 154H218V156H215ZM221 154L224 155L223 158H222V155H221ZM240 154H242V155H240ZM109 155H108L107 157H109ZM111 155L114 156L113 154H111ZM159 155H160L159 157L157 156V157L155 158L156 160L154 159L155 162L152 161L151 164L149 163V164L145 167V169L147 168L146 170H145L144 167H143V170H141V171H142V172H145V171H146L145 173H142V172L140 171L141 173L139 172V173H136L134 176H132V177L130 178V180H129V184L124 185V186L116 184L117 186H120V188L123 187L122 190H121L119 187H117V186H116V187H113V188H115V189L118 188V190H120L121 194H124V195H125V194L127 193V196H126V197H125V196L123 197V198H125L124 200H127V199H128V200H127V201H128V202H127L128 204L125 203V207H126V208H124L126 211L129 210V211L126 212V213L131 214V215L134 214L133 212H134L135 207H134V206H130V204H129V203H130V200H129V198H128V195H129V197H131V192H130V191H132V188L135 187L137 181H139V182H138L139 184H140V182H141L142 185H144V186L147 185L146 188L143 187V190L146 189V191H149L148 189H150L149 193H147V192L145 191V193H147V194H146V196H144V197L146 198L149 194H150V195H149L150 198L153 197V196L151 197L152 194L150 193V192H151V187H150V188L148 187L149 184L151 185V183H152V179H150V178L148 177V175H149V174L151 175V173L153 174V176H154V174H155V175L157 174V171H154V172H153V164L155 165V167H157V164H159V162H160V158H161L164 154L162 155V152H161V153H159ZM173 155H174L175 157H174ZM181 155H182V156H181ZM219 155H220V156H219ZM112 156H110L109 158L111 159ZM171 156H173V158H175V159L173 160V158H172ZM176 156H177V157L180 156L181 159H180V157L176 158ZM205 156H206V157H205ZM207 156H208V157L210 156V157L208 158ZM214 156H215V158H216V157H217V158L219 157V159H217V158L215 159ZM229 156H230V157H229ZM239 156H241V157H239ZM62 157H63V158H62ZM127 157H128V158H127ZM188 157H189V158H188ZM212 157H213V158H212ZM220 157H221V158H220ZM226 157H227V160H226ZM228 157H229V159H228ZM235 157H236V158H235ZM238 157H239V160H238ZM243 157H244V158H243ZM248 157H247V158H248ZM158 158H159V161H158ZM171 158H172V160H171ZM182 158H183V159H182ZM197 158H200V159H198V160H199L198 162H197V160H196ZM203 158L206 159L205 162H207V163L210 162V165H211V166H210L209 164H207V163H204ZM26 159H27L28 161H26ZM50 159H51L52 161H51ZM60 159H61V160H60ZM123 159H125V160L127 159L128 162L124 161ZM189 159H190L191 161H190ZM207 159H209V160H207ZM213 159L216 160V161H214ZM55 160H56V161H55ZM57 160H59V161H57ZM111 160H112V159H111ZM113 160H114V163H112V165H113L114 167H113V166H112V167H113V168H116V167L118 166V162L115 161L114 157H113ZM182 160L184 161L183 163H182ZM192 160H193V162L197 165V167L194 166L195 164H193L194 167L192 166V163H193ZM194 160H195V161H194ZM210 160H211V161H210ZM212 160H213V161H212ZM228 160H229V161H228ZM46 161H48V162H50V163H46ZM53 161H54V162H53ZM170 161H171V162H170ZM189 161H190V163H188ZM115 162H116V163H115ZM156 162H157V163H156ZM177 162H180V163H177ZM200 162H202V163H204V164H202V163H200ZM225 162H226V163H225ZM230 162H231V163H230ZM233 162H234V163H233ZM235 162H236V163H235ZM259 162H260V161H259ZM263 162H264V158H263V160H261V163H263ZM44 163H45V164H44ZM152 163H153V164H152ZM155 163H156V164H155ZM187 163H188V164H187ZM197 163H199V167H198V164H197ZM211 163H212V164H211ZM213 163H214L215 166L213 165ZM114 164H115V165H114ZM116 164H117V165H116ZM167 164H168V165H167ZM170 164H171V165H170ZM173 164H175V165L178 164V165H177V166H174ZM180 164H181L182 166H181ZM183 164H185V165H183ZM201 164H202L201 168H202L203 166H205L204 168H202V169H206V170H203L204 172L201 171V170H202V169L200 168V165H201ZM205 164H206V165H205ZM220 164H221V163H220ZM127 165H128V166H127ZM139 165H140V163H139ZM139 165H138V166H139ZM150 165H151V166H150ZM169 165H170V167H169ZM234 165H233V166H234ZM29 166H27V167H29ZM36 166L38 167L39 170H37ZM40 166L43 167V168H41ZM60 166H61L62 168H60ZM115 166H116V167H115ZM140 166H141V165H140ZM142 166H143V165H142ZM142 166H141V167H142ZM207 166H208V167H207ZM209 166H210V167H209ZM124 167H126V169H124ZM178 167H179V169H178ZM189 167H191V168L189 169ZM206 167H207V168H206ZM35 168H36V169H35ZM44 168H45V169H44ZM49 168H50L51 170H50ZM182 168H183V169H182ZM198 168H199V169H198ZM214 168H217V169L215 170ZM246 168L249 169L248 167H244L243 169H246ZM41 169H42V170H41ZM48 169H49V170H48ZM61 169H62V170H61ZM154 169H155V168H154ZM194 169H195L197 172H196ZM208 169H209V170H208ZM211 169L214 170V171H212V173H210V172H211V171H210ZM255 169H256V168H255ZM33 170H36V171H34V173H33ZM44 170H45V171H44ZM144 170H145V171H144ZM150 170H151V172H149ZM198 170H200L202 173H201L200 171L198 172ZM50 171H51V172H50ZM63 171H64V172H63ZM124 171H121V173L124 172ZM167 171H168V172H167ZM188 171H189V172H188ZM190 171H191V172H190ZM205 171H208V173H207L208 176L205 175V174H206ZM28 172H27V173H28ZM46 172H49V173H46ZM213 172H214V173H213ZM32 173H33V174H32ZM44 173H45L46 175H45ZM148 173H149V174H148ZM166 173H169V174L166 175ZM189 173H190V174H189ZM197 173L199 174V176H200L201 179H202V177H203L202 180H200V178H198L199 176H198ZM209 173H210V174H209ZM31 174H32V175H31ZM43 174H44L45 178H44ZM110 174H112L111 171H110ZM127 174H126V175H127ZM138 174H139V176H138ZM242 174H243V171H242ZM41 175H42L43 177H42ZM142 175H143V176H142ZM195 175H194V176H195ZM203 175H204L205 177H204ZM209 175H210V178H211V177H213V178L210 179V178H209ZM59 176H60V175H59ZM59 176H58V177H59ZM141 176H142V177H141ZM231 176H232V175H231ZM231 176L229 175V176L227 177V179H228V180L230 179V180L227 181V179H226L224 183H227V184L229 183V184H228V185H227V184H224V185L227 186V187H225V188H224L223 190H221V191L227 193L226 190H228V191L230 190L231 193H232V190H233V193H232V194H235L236 191L240 189V185H242V186L245 185V187L243 186V188L241 187L242 189L239 190L240 192H242V195L244 194V195L241 196V197H242L243 199H244V198L246 199V197H248V198H250L251 200H252V199L255 200L254 205L249 206V208H248V206H247V207L245 206V207L248 208V210H249L250 212H251V211H254V210H255V211L258 210L257 213H259L260 210L262 209V206H260L261 203L263 202L262 204H264V200H263V198H264V195H263L264 191H262V190H263V187H264V184H263V183H264V180H262V179H264V175H260V176L257 175L260 179L257 177V178H255L254 180H249V181L244 180V181H243L244 184L242 183V181L240 182V180H239V181H238V180H234V181H233L234 178L232 179ZM39 177H40V178H39ZM58 177H57V178H58ZM60 177H61V176H60ZM138 177H139L140 179H137ZM187 177H189V176H187ZM206 177H207V178H206ZM38 178L40 179V182H39ZM41 178H42V179H41ZM114 178H117V176L114 175ZM114 178H113V180H115ZM134 178H136V181H135V182L132 180V179H134ZM146 178H147V179H146ZM165 178H164V181H165ZM247 178H248V177H247ZM261 178H262V179H261ZM58 179H59V178H58ZM144 179H145V180H144ZM148 179H150L151 182L148 181ZM167 179H166V180H167ZM209 179H210V180H209ZM231 179H232V180H231ZM245 179H246V177H245ZM256 179H257V180H256ZM19 180H20V181H19ZM32 180H33V181H32ZM35 180H36V181H35ZM37 180H38V181H37ZM48 180H49V179H48ZM113 180H112V181H113ZM131 180H132V181H131ZM134 180H135V179H134ZM255 180H256V181H255ZM258 180H259V181L262 180L263 183H262V181H261V182H258ZM130 181H131V182H130ZM146 181H147V182H146ZM236 181H237V182H236ZM246 181H247L248 183H251V184H248ZM252 181H253L254 183H253ZM27 182H28V184H27ZM29 182H30V184H32L31 186H30ZM33 182H34V183H33ZM133 182L135 183V185L132 187V186H130V184L133 185ZM142 182H143V183H142ZM235 182H236V183H235ZM239 182H240V183H239ZM255 182H256V183H255ZM15 183H16V184H15ZM23 183H24V184H23ZM167 183H168L167 181L164 182L166 188L169 187V183H168V184H167ZM231 183H232V184H236V187H233V188H232L233 185H232ZM245 183H246V184H245ZM259 183H260L261 186L259 185ZM261 183H262V184H261ZM13 184H14V187H13L14 189H10V187H12ZM26 184L29 185L30 188H29ZM112 184H115L114 181H113ZM230 184H231V185H230ZM237 184H238V185H237ZM229 185H230V186H229ZM246 185H247V186H246ZM249 185H250L251 187H250ZM253 185H254V186H253ZM24 186H25V187H24ZM32 186H33V187H32ZM129 186H130V189L128 190ZM190 186H191V185H188V186H186V188H190ZM228 186H229L231 189L228 188ZM17 187H18V188H17ZM23 187H24V188H23ZM131 187H132V188H131ZM174 187H175V190L180 189V186H179V185H176V186H174ZM174 187H173L172 189H174ZM237 187H238V188H237ZM25 188L27 189V190H26V191H27L26 193H25V191H23ZM32 188H34L33 191H32ZM124 188H125L126 190H125ZM186 188L183 189V190H186ZM227 188H228V189H227ZM234 188H235V189L237 188V189L235 190ZM8 189H10V190H8ZM28 189H29V190H28ZM30 189H31V191H30ZM123 189H124V191H125L126 193L123 191ZM172 189H169V190L166 191L165 194L167 195V197H168V195H170L169 192H170V190H172ZM249 189H251V190H249ZM252 189H253V190H252ZM260 189H261V190H260ZM13 190H15V191H13ZM127 190H128L129 192H128ZM180 190H182V189H180ZM243 190H244V191H243ZM245 190H246V191H245ZM248 190H249V191H248ZM8 191H9V192H8ZM20 191H23L24 194H23L22 192H21V194H19ZM28 191H29L30 193H29ZM122 191H123V192H122ZM217 191H218V190H217ZM230 191H229V192H230ZM239 191H238V192H239ZM251 191H252V192H251ZM256 191H257V192H256ZM12 192H13V193H12ZM31 192H32V194H31ZM167 192H168V193H167ZM229 192H228V193H229ZM234 192H235V193H234ZM246 192H247V193H246ZM259 192H260V193L262 192V193L260 194ZM128 193H129V194H128ZM228 193H227V194H228ZM231 193H229V195H231ZM249 193H250V194H249ZM10 194H11V195H10ZM16 194H17V195H16ZM22 194H23V195H22ZM28 194H29V195H28ZM245 194L248 195V196H246ZM253 194H254V195H253ZM5 195H6L7 197H6ZM15 195H16V196H15ZM24 195H25V196H24ZM31 195H32V196H31ZM155 195H156V194H155ZM157 195H158V193H157ZM166 195H165V196H166ZM261 195H262L263 197H261ZM12 196H13V197H12ZM14 196H15V197H14ZM17 196H18V197H17ZM26 196H27L28 198H27ZM245 196H246V197H245ZM16 197H17V199H16ZM30 197H31V198H30ZM144 197H142V198H143L144 200H147V201H145V202H149V201L151 202V201H152L149 197H148V199H145ZM167 197H165V199H164V200H165V203H166L167 206L164 205V204H163V205H162V204H159V205L161 206V209H164V211H163V210L160 211V210H161V209H160V206H159V208H158L157 205H156V206L153 205L154 208H151L152 210H151V209H150V210L148 209L149 212H148L147 209H146V212L148 213L147 216H146V217H147L146 219H147L148 221H150V223H148V226H146L147 224H145V226H144V225H141V228H143L144 231L147 230L146 228L148 227V228H151V229H150L151 232H152V231H153V232H154V231H158V230H159L158 232H169V229H168L167 231H166V229H165V228H167V226L169 227V223L175 222V224H177L178 226L180 225V222H179V223H177V222H178V221H181V219H177V218H179L178 216L181 215V214H180V213H182L181 210H183V209L186 207V205H187V204H186V205H184V206H181L180 199H181V198H182V199H185L186 197L183 196V197H181V198H179V199H176V200H174L173 198L170 199V198H169L170 196H169L168 198H167ZM256 197H258L259 200H258V198H256ZM7 198H8V199H7ZM12 198H13V199H12ZM248 198H247V199H248ZM255 198H256V199H255ZM15 199H16V200H15ZM35 199H36V198H35ZM247 199H246V200H247ZM32 200H33V201H32ZM122 200H123V199H122ZM167 200H168V201H167ZM170 200H171V201H170ZM178 200H179V201H178ZM2 201H3V202H2ZM30 201H31V202H30ZM39 201H40V202H39ZM111 201H112L113 204L116 202V201H114V200H111ZM119 201H120V199H119ZM166 201H167V202H166ZM169 201H170V202H169ZM239 201H240V200H239ZM257 201H258V202H259V201H262V202L258 204ZM37 202H38V203H37ZM117 202H118V201H117ZM171 202H174V204H173V203L171 204ZM178 202H179L180 204H179ZM30 203H31V204H30ZM32 203H33V204H32ZM36 203H37V204H36ZM112 203H111V204H112ZM169 203H170V204H169ZM97 204H98V203H97ZM255 204H256V205H255ZM30 205H32L31 208H30ZM99 205H100V204H99ZM99 205H96L97 208L95 207V208L93 209V212L95 211V209H96V212L98 211V213H100V212H102V211L104 210V207H103L104 205H102V203H101L102 206L100 205L101 207H100ZM126 205H127V206H126ZM173 205H174V206H173ZM175 205H176V207H175ZM257 205H258V206H257ZM162 206H164V208H163ZM168 206H169V211H167ZM171 206H172V207H171ZM180 206H181V207H180ZM253 206H254V207H253ZM39 207H40V209H39ZM98 207H99V208H98ZM156 207H157V209H159V210H157ZM165 207H166V208H165ZM173 207H174V208H173ZM178 207H179V208H178ZM182 207H183V209H182ZM238 207H240V206H238ZM259 207H261V208H260V209H256V208H259ZM101 208H102V209H101ZM129 208H130L131 210H130ZM132 208H133V209H132ZM175 208L178 209V210L176 211ZM254 208H255V209H254ZM180 209H181V210H180ZM237 209H240V208H237ZM237 209H236V210H237ZM250 209H251V210H250ZM252 209H254V210H252ZM34 210H36V212H34ZM132 210H133V211H132ZM153 210H154V211H153ZM171 210H172V211H171ZM174 210H175V212H174ZM248 210H246V212H248ZM99 211H100V212H99ZM106 211H107V210H104L105 213L103 212V213L98 214V213H96V212H94V213L92 212L93 215L91 214V215L93 216V219L95 218V216H96V218L98 217V219H96V218L94 219V220H96V221L99 220L100 218L103 219V220H99V221H98V226H99L101 229H100L99 231H97L94 235H92V236H93V237H92V242H91L92 245L94 244L95 246H97L98 244H100L99 242H102L101 240H102V237H103V236H102V235H103V234H102L103 232L100 233L101 230H104V231H107V233H110V231H111L112 228H113V220H114V219L111 218V217H110L111 215L109 216V212H106ZM150 211H151V213H150ZM158 211H159V212H158ZM170 211H171V212H170ZM179 211H181V212H179ZM129 212H130V213H129ZM131 212H132V213H131ZM166 212H167V213H166ZM176 212H177L178 214H177ZM246 212H245V213H246ZM157 213H158V214H157ZM169 213H170V215H169ZM174 213H175V215H174ZM254 213H255V212H254ZM96 214H98V215H96ZM101 214L103 215V216H102L103 218L100 217ZM154 214H155V215H154ZM176 214H177L178 216H176ZM252 214H253V212H252ZM34 215H35V214H34ZM145 215H146V213H145ZM148 215H149V216H148ZM173 215H174V218L172 217ZM38 216H39V217H38ZM104 216H105L108 220H107ZM108 216H109L110 218H108ZM233 216L235 217L236 215H233ZM133 217H134L135 219H134ZM157 217H158V218H157ZM161 217H162V218H161ZM91 218H92V217H91ZM91 218H90V219H91ZM150 218H152V219H150ZM155 218H156L157 220H156ZM105 219H106V220H105ZM109 219H110L111 221H110ZM173 219H174V220H173ZM175 219H176V220H175ZM31 220H32V218H31L29 221H31ZM132 220L135 221V223H136L135 226L132 225V223H131V222H133ZM154 220H155V221H154ZM164 220H165V222H167V223H165ZM170 220H172V221H170ZM101 221H103V222H101ZM105 221H106V222H105ZM109 221H110V222H109ZM127 221H128V224H127V223H124V224H126V225H124V224L121 225V226L119 225L120 228L118 227V229L116 230V231H117V235H116V233H115V235H116V236L123 235L125 238H127V237H128V238H135V237H136L137 239L143 241V240L145 239L144 237H146V236H144V235L149 234V232H150L149 229H148L147 231L144 232V231L139 227L140 225L137 224V217H135V216H132V217H130V218L128 217V219L126 220V222H127ZM151 221H154V224L157 222V224H155V226H157L158 224H160V225H158V227H155ZM104 222H105V225L103 224ZM108 222H109V223H108ZM111 223H112V225H111ZM151 223H152V224H151ZM161 223H162V225H161ZM108 224H110V225H108ZM133 224H134V222H133ZM149 224H150V225H149ZM60 225H61V224H57V225L55 226L54 223H51L52 228H51V226H50V229L53 230V229H55L57 226H60ZM102 225L105 226V228L102 227ZM151 225L154 226V227H153V230H152V226H151ZM53 226H55V228H53ZM106 226H107V227H106ZM111 226H112V227H111ZM127 226H133V227L130 229V228L127 227ZM136 226H137V228H135ZM145 227H146V228H145ZM163 227H164V229H163ZM102 228H103V229H102ZM122 228H123V229H122ZM125 228H126V229H125ZM127 228H129V229H127ZM133 228H134V229H133ZM155 228H156V229H155ZM188 228H190V226H189ZM192 228H193V227H192ZM50 229H49V230H50ZM108 229H111V230H108ZM137 229H139V230L141 231L140 236H139V234H138V233H140V232H139V230H137ZM154 229H155V230H154ZM161 229H162V230H161ZM193 229H194V228H193ZM123 230H124V231H123ZM129 230H132V231H129ZM160 230H161V231H160ZM163 230H164V231H163ZM133 231H134V234H133ZM142 231H143V233H142ZM148 231H149V232H148ZM118 232H119V233H118ZM123 232H125V233H123ZM128 232H129V233H128ZM130 232H131V233H130ZM137 232H138V233H137ZM158 232H157V233H158ZM99 233H100L101 235H100ZM121 233H122V234H121ZM126 233H128L129 235L126 234ZM135 233H136V234H135ZM144 233H145V234H144ZM125 234H126V235H125ZM132 234H133V235H132ZM137 234H138V235H137ZM76 235H77V236H76ZM96 235H97V236H96ZM134 235H135V236H134ZM142 235H143V236H142ZM78 236H79V234H77V232H76V234H75V236H74V238H75V237H76V238L73 239V240L75 241V243H74V241H73V242H72L73 244L71 243V245H74V244L77 245V244H78V240H79V239L77 238ZM100 236H101V237H100ZM123 236H121V237H123ZM126 236H127V237H126ZM138 236H139V237L142 236V237H141V238H138ZM79 237H80V236H79ZM94 237H95V238H94ZM96 237H100V238H96ZM142 238H143V240H142ZM76 239H77V240H76ZM95 239H96V240H95ZM100 239H101V240H100ZM93 240H95L96 243H98V244H96L95 242H93ZM98 241H99V242H98ZM158 241H162L161 243H164L166 240H164V239H162V238H159ZM163 241H164V242H163ZM11 245H12V244H11ZM70 247H71V249L74 248V246H70ZM261 249H262V248H261ZM257 250H258V248H257ZM259 250H260V247H259ZM94 256H95V255H94ZM94 256H92L93 259L95 258ZM96 257H97V256H96ZM19 258H20L21 260H20ZM22 258H23V259H22ZM24 258H25L24 256H23V257L18 256L16 259H14V262L16 261L15 263L19 264V263H21V262H24ZM92 258L90 257V259H92ZM26 259H27V258H25V260H26ZM95 259H97V258H95ZM18 260H19V262H17ZM22 260H23V261H22ZM28 260H29V259H27V262H28ZM9 261H10V260H9ZM11 262H13V259H12ZM14 262H13L12 264H15ZM9 264H11V263L9 262Z\"/></svg>",
    "mask_w": 264,
    "mask_h": 264
}]
</instances>
